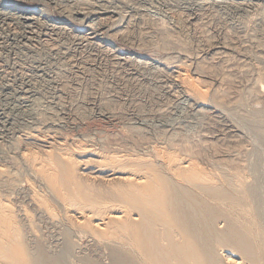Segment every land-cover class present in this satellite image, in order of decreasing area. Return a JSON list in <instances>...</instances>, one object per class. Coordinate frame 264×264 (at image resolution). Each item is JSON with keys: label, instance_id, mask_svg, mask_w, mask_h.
Wrapping results in <instances>:
<instances>
[{"label": "rangeland", "instance_id": "obj_1", "mask_svg": "<svg viewBox=\"0 0 264 264\" xmlns=\"http://www.w3.org/2000/svg\"><path fill=\"white\" fill-rule=\"evenodd\" d=\"M173 1H176V0H173ZM3 2L6 5H13L14 7L23 9V10H25L27 12H32L33 11L32 13L34 14V16L37 15V17H40L41 20L34 21L32 23H29V25H28V23L24 24V22H21V21H17V22L16 21H8V20L7 21L6 20L3 21V19L0 18V105H1L0 106V109H7L6 108L7 102H9L12 99H15V98L18 99V98H21V96H22V98H24V100H28V98L30 99L32 96H34L33 93H35V92H32V91H33V88H35V90H37L38 93H41L40 94L41 95L40 98L38 97V101L36 102L37 105L39 104L37 106V110L39 111L38 113H40L39 114L40 115V117H39L40 119L39 120H49L50 119L49 121H51L53 119L52 121H55L56 124H59L60 123L59 125H60V128L61 129L59 128V132L61 131L60 133L63 134L64 137L69 138L70 140H73L72 142H74V145L75 146L78 145L77 146L78 148L79 147H82V150H84V151H89V149H90V151H91L90 153L92 155H95V157L96 158H99L100 159L99 161L102 162V163L99 162V164L105 165L107 161H108L107 162V164H108L110 161H112V160L114 161V156H115L116 160H117V158L119 160L120 157H121V159H120L121 161H124L125 162V160H127L126 161L127 164L133 166V167H131V169H135L134 163L137 162L138 164L136 163L137 165L135 164V166H138V165L140 166V163L143 162V164L141 163V166L147 165L149 163V166L148 167H150V165L154 163L153 165H151V167H150L151 169H154V170L160 171V172L162 170L164 172V169H163L164 167L163 166H166L165 163L168 164L167 162L173 161V159H174V161H180L182 158H183V160H187V161H189V159H190V161H192V164L195 162L193 164V166L195 165L196 166L195 168L198 169V171H200V172L203 171L201 173H203V175L205 177H207V178L209 177L210 178L209 181L215 186V190H218V189L220 190L221 189L220 190L221 193H222L223 190L225 191V192L223 191L224 193H222L221 195L217 196V195H214L211 192H207V191L201 190L200 188L197 189L194 186H191V185L188 186L189 189L193 191V192L192 191L191 192L193 193V197L195 196L194 197L195 200L201 204V208L204 209L205 211L211 212L212 216H214L217 219L216 220L214 218L212 220V222H211V225L213 224V226L216 228V230L218 232H220V231L222 232L223 230H225L226 231L225 233L228 234V235L231 234V235H229V237H232V239H234L233 242H232L233 245L231 243V245L233 247L231 245H229V244H224V245H220V246H219L218 243H213L212 244L211 252L213 253V258H214L213 261L216 262V263H218V264H221L220 262H222V260H221L222 258L220 259V257H222V254L224 255L227 252H229L232 255L234 253V255H235V256L233 255L234 257L241 258V259L242 258L245 259L244 256H242L243 254L241 252L240 247L237 245V243L239 242V240H237V239H241L242 238V240H243L245 238L246 240L244 239V241L245 242L248 241L247 242L248 245H251L252 246V247L250 246V251L253 252L252 254H254V255H251V258L252 257H254V258H252L253 260L251 258H246V260H244V264H249L250 262H252L251 264H264V260H263L264 259V249H263V247H264V225H262V224H264V200H263L264 199V184H263L264 183V149H263L264 146H262L261 143H259L258 139L254 135H252L253 133L251 131H247L248 129H246V128L243 130L244 126L240 122H237V120L234 119L233 116H231V114H230V111L231 110H233L232 113L233 112H237V113L239 112V114L240 113H243L244 115H247V114L248 115H251L252 113L254 114V113L258 112V109H259V111H262V109L264 110V108H263L264 107V104H263L264 101H259L260 103L259 102L252 103L253 102L252 98L254 97V93H253L252 89L250 88L251 85L249 84V82L246 84V81H242L241 84H237V82L239 81V76H238V74H236L237 72L232 69L233 71L231 70V73L230 72L228 73V70L230 71V69L232 68V64L235 61H238L239 59H241V56L239 54L240 52H238V49H240V48L242 49V46H243L244 49H246L245 52H246V60H247L246 62H247V64L249 63V67L252 64L251 68H248V66H247V70L249 71L248 73H252V71L255 70L253 68H257L258 67L259 62H260V59H261V61L264 60V52L261 53L260 51H258L256 49L258 53L260 52V54L262 56L261 57V56H259L260 54H257V52L256 53L254 52L255 49H253V48H255V47H253V45L251 46V44L249 45V43H246V42H249L248 39H250L249 38V36L251 35L250 32H252V34H253L255 32V30H256V32H262V34H263L262 35V39L264 40V22H263L264 21V18H261V16L264 17V0H261L260 3H259V6L260 5L261 6L259 8L257 6L254 10H252L253 12L251 11L250 14H247V15H244V16L243 15L242 16H239V18L236 17L237 15H234L233 17H231L232 20H231V18L230 19H227V18L224 17L226 19V22H227V20L229 21V22H227V23H229V26H228V28H227V26H225V31L228 33L229 31L232 30L231 32L228 33V34H230L229 36H231V43L233 41L232 47L238 44L236 46V47H238V49L231 48V51H228L229 54H226V58L224 59L225 61H223L224 63L222 62V64H221L216 59L217 61L214 60L212 62L213 63L212 64L211 61H209V58H207V57H209V50H210L208 47H206L208 50H206V48H204V49L201 48L202 51H201V49L199 51V54L198 55H201L200 56L201 58H207L205 60H208V62L207 61H203L202 62V64H203L202 66L203 67L202 66L201 67L203 69H204V67H205V69H207V71L206 70H203V71L210 72V73H213V71H214V73L217 72V73L223 74V75H225V77H226L225 72L227 71V73H228L227 74V77L229 79H231V80H229L227 77L225 78L224 76L221 75L222 76V79H223V82L226 81V83H224V86H223L224 89L223 88L217 89L218 91L216 90V92L213 93V91H211V89H213L214 87L213 88L210 87L211 86V82H208V81H211V80L209 78H206L199 71L198 72H195L194 71V68H192L190 66H189V68H186L188 66H184L186 69L184 67H182L186 71V74L187 73L189 74V75L187 74L189 81L190 82L193 81V83H191V84L194 85V83L196 82V84H195L196 86H194V88L197 87L196 90L199 91L201 94L203 93L205 95V96L204 95H201L202 96L201 98L204 97V100L201 99V100L204 101V102L202 101V103L206 106V108H208L207 109L208 111H205V113L204 112L202 113V115H204V116H202L200 114L199 115H197V114H194L193 115L192 113H190L189 108H187L188 106L186 105L187 103L186 102L184 103L185 100H183L184 99L183 97L178 96V98H179L178 99L177 96H176V97H174V98L172 97V98H170L168 100V98H166L163 95L162 91H161L162 90L161 84L157 82V78L158 77H156V78L154 77V76H157V74L159 76V74H161V70L164 67H166L167 64L169 66V64L172 63L171 62V59L168 56L169 55L168 54V51L169 50L168 49L166 50L167 47H164L163 46V43H162V45H160V44H161V41L162 40H163V42H164V40L166 42L167 39L173 40V39H176V37H171V36L169 37L168 36L167 39H161V37L158 38L159 37V34L161 33L160 31H163V29L166 31L167 28H169L168 29V31H169L171 27H173L174 25L177 24V22H181L180 21V18H178V16L176 15V13L173 10L171 11L170 8L168 9V7H167V9H166V7L165 8L163 7L164 8L163 9V8L157 7L155 9V8L152 7V9H151V8L145 7V12L149 13L148 14L149 16L147 15V13H145V18H147V19H145L144 17L143 18L145 20L144 19H141V18L140 19L143 20V21L149 20V22H151L150 24L149 23L147 24L149 27L150 26L153 27V29L151 27L153 33L151 34L152 36L150 37V36H147V34H145V32H144V31H146V30H144L145 24L143 23L144 24L143 25L144 27L142 25H138V23L141 24V22H140L141 20L139 19L138 22H137V18L131 17L132 14L130 12H132V10H133V9H131V7H133V5L132 4L129 5V2H130L129 0L128 1L127 0H123V1L122 0H71V1L70 0H56V1L55 0H44V1L43 0H39V1L38 0H3ZM137 4L139 5L140 2L139 3L137 2ZM100 5H102L104 7H108L110 5L109 6L110 8H112L114 10L117 9V11H116V15L113 16V19H110V21L108 20L109 22H107V21L104 22L105 25L107 26V28L104 27L102 29L103 32H102V30H100L99 33H97L98 35H96L97 36L96 39L91 41V40H88L87 39V36L88 35H86V33H88V30L85 27V24H88L89 23V25H91V26H94V25L96 26L97 25V21H95V20L94 21H89L86 18H89L91 16L90 14L93 11H96L99 8ZM140 5L144 6L143 4H140ZM62 6H64V8ZM75 6H76V8H75ZM94 7H95V9L96 8L97 9L95 10ZM154 7H155V4H154ZM81 8L83 10H85L86 13H87V15L85 16L86 17L85 19L83 17H84V15L86 13L82 15L83 10H81ZM62 9H63V12H62ZM165 9H166V11L167 10H169V11L166 12ZM142 10H144V8H142ZM117 12H119V13H117ZM38 14H40V15H38ZM81 18L84 19V20H82ZM236 18H238V19H236ZM176 19H179V20L177 21ZM181 19H182V21L184 20L183 17ZM152 20L154 22H152ZM256 20L260 24L257 23ZM173 22H174V24H173ZM93 23H94V25H93ZM128 23H130L131 25L128 24ZM153 23L154 24L156 23L155 25H157V24L159 25L161 23L160 24L161 26L160 25L159 26L162 27L161 28L162 30L160 29V27L158 25L156 27ZM51 24L54 27H52ZM254 24L256 26H254ZM257 24L258 25H261V26L263 24V26H262L263 28L261 26H260L261 29L258 28V25ZM126 25H127L128 28L130 26L131 27L128 29L126 27ZM128 25H130V26H128ZM133 25H134V28H133ZM136 25H138V26H136ZM209 25L213 29V24H209ZM63 26L64 27L67 26L64 29L65 31L63 29L62 30L60 29V27L62 28ZM108 27H111V28H108ZM237 27H238V29H237ZM240 27H241V29H240ZM252 27L254 28V30H253ZM119 28H121V29H119ZM126 28H127V30H126ZM154 28H155V31L156 32L154 31ZM251 28H252V31H251ZM212 29L210 30V32H212ZM234 29L235 30H238V31H235ZM69 30H70V32H69ZM112 30H114V31H112ZM261 30H263V31H261ZM62 31H64L65 33L63 32V34H62ZM107 31L110 32V33H108ZM115 31H116V33H114ZM123 31H124V34H123L124 36L122 34L120 35V32H123ZM242 31L245 32V33H243ZM236 32H238V33L235 34ZM240 33H241L242 36L241 35H238ZM115 34H116V36L117 35L118 36L116 37ZM169 34H170V32H169ZM78 35H80V36H78ZM83 35L86 36V37H84ZM107 35H111L112 37L111 36L110 37L109 36L107 37ZM191 35L192 34L189 33L187 35V38H189V41L188 42H193L191 46H192V48L194 46V49L193 50L195 51V48H196L195 47V45H196L195 37L193 35H192L193 36L192 37ZM235 35H236V37L238 36L237 39H235L236 38ZM243 35H244V38H243ZM128 36H129L130 39L128 38ZM211 36H213L212 39H215L214 37H216L214 35H211ZM79 37H83L84 39L83 38H79ZM190 37H191V39H190ZM216 38L217 39H215V40L217 41L219 38L218 37H216ZM245 38L246 39L248 38L247 39L248 41L247 40H244ZM79 39L81 41H79ZM239 39H241V40H239ZM258 39H260V42L261 43L263 42V45H264V41L261 39V37L258 36ZM203 40H201V41H203ZM93 41L95 42V45H94ZM216 41L212 40L210 42V44H212V43L215 44ZM240 41L241 42L243 41V43H240ZM91 43L95 47L97 46L96 47L97 49L94 48V46L91 45ZM99 44H103V45H99ZM189 44H191V43H189ZM239 45H241V46H239ZM161 46L163 48H161ZM260 46L263 47L261 44H260ZM98 48H100V49H98ZM93 49H95L96 51L93 50ZM161 49H163V50H161ZM247 50H249L250 52L247 51ZM233 54H234V58L232 57ZM119 55H120V57H118ZM204 55H205V57H203ZM227 55H228V57H227ZM110 56H112V57H110ZM166 56L168 57L169 60L168 59H165V58H167ZM193 57H194V54H193ZM257 57H258L259 61H257V63H256V60H258ZM232 59H235V60H232ZM226 60L228 62H230L232 60V63L230 62V64H229L228 62H226ZM251 60H253V61H251ZM141 62L144 63V64H141ZM218 63L221 64L220 65L221 66L220 68H219V64ZM145 64L148 65L149 67L146 66ZM209 64H210V66H212V69H209V68H211L209 66ZM214 64H216L217 66L214 65ZM152 65H154V66H152ZM155 65H156V67H155ZM226 65H230L231 67L226 66ZM127 66H129V67H127ZM213 66H214V68H213ZM222 66L223 67L225 66L226 71L223 70V67ZM145 67L146 68L148 67V68L146 69ZM216 67H218V68H216ZM155 68H156V70H155ZM188 69H190V70H188ZM221 69H222V72L224 71L223 73L220 72ZM208 70H210V71H208ZM155 71H158V72L156 73ZM153 72L156 73V74H153ZM232 72L234 74H232ZM197 73H199L200 75L197 74ZM133 74H135L136 77ZM142 74H143V76H141ZM229 74H230L231 78H230V76H228ZM190 75H192V76L190 77ZM234 75L236 77H238V78H236ZM133 76H134V78H133ZM260 76L262 78L260 77L258 80L263 82L264 81V76L263 75H260ZM200 77L203 78V79L201 80ZM28 78H29V80H28ZM137 78H139V79L136 80ZM234 78H236V79H234ZM232 80H234V81H232ZM198 81H201V83L198 82ZM202 81H205V83L203 82V84H202ZM197 82H198V84H197ZM206 82H207V85H205ZM233 82H235V83H233ZM199 84H202L203 86L202 85H199ZM225 84H227V85H225ZM239 85L241 87H239ZM247 85H248V87H247ZM7 86L9 87L10 93L12 92L10 95L11 96L12 95H15V96L11 97L10 99H7V97H3V94H2L3 88H5ZM205 86H207V87H205ZM208 86L211 89L208 88ZM235 86L237 87L236 89H235ZM59 87H60V89H59ZM198 87L200 88V90H199ZM227 87H229V88L227 89ZM233 87H234V89H233ZM246 87L248 88V92H246L247 91L246 90L247 89ZM225 88H226V90H225ZM231 88L233 89L232 91H230ZM249 88L251 89V91H250ZM226 91H228L229 93L226 92ZM44 92L46 93L45 94L46 96L42 95V94H44ZM157 92H158V94H160L159 96L157 95ZM205 92L208 93V96H206L207 93L205 94ZM210 92L213 93V94H211ZM219 92H221L220 93L221 95L219 94ZM236 92H238V94ZM154 93H156V94H154ZM215 93H216V95H214ZM230 93L232 94V96L233 95L234 96L231 97V94ZM248 93H250V95ZM210 94L212 96V99H211ZM222 94H227V96L228 95L229 96L226 97V95H224L225 97L222 98L221 97ZM235 94L238 95V96H236ZM252 94H253V96H252ZM217 95H220L219 98H218ZM247 95H248V99H247ZM156 96H157V99L160 100L161 102L160 101H157ZM235 96L237 97V99H235L236 98ZM230 97L233 98V99L231 100ZM4 98L6 100H4ZM164 98H166V99H164ZM205 98H206V100H205ZM207 98L208 99L210 98V99L208 100ZM40 99H41V101H40ZM51 99H52V101H51ZM55 99H56V101H55ZM171 99L173 100L172 103H171ZM249 99H250V102L248 101ZM48 100H50V103H49ZM150 100H151V102H150ZM212 100L214 102L216 100V102L213 103ZM237 100H239V101L237 102ZM221 101H223V102H221ZM235 101H236V103H235ZM166 102L167 103L170 102L169 105ZM219 102H220V105L222 107L219 105ZM160 103L161 104L162 103H166L167 106H165V107L166 108L168 107L166 109L167 112H166L165 109L163 110V112H166L167 114L162 112L163 117H166L165 119L162 118V121L156 119L154 116L152 117V115H153L152 114V111ZM221 103H225L226 106H225V104L222 105ZM231 103H233V104H231ZM52 104H53V106H52ZM228 104H231L232 106L231 105L229 106ZM246 104H247V106H246ZM48 105H49V109H48ZM233 105H234V107H233ZM170 106H171V108H169ZM185 106H187V107H185ZM217 106L220 107V108H215ZM210 107H211V109H210ZM228 107L229 108H232V109H230V111L229 110L223 111L224 110L223 108L229 109ZM240 108H241V112H240ZM254 108H255L256 111L254 110ZM43 109L44 110L46 109V111H44ZM237 109H239V110L237 111ZM148 110H149L150 113L147 112ZM209 110H212V111L209 112ZM218 110H219V112H218ZM250 110L252 111V113H251ZM42 111H43L44 114L42 113ZM51 111H52V113H51ZM253 111H255V112H253ZM244 112H247V114L244 113ZM207 113H208V115H207ZM164 114H165V116H164ZM216 114H217V116H216ZM226 114H228V115H226ZM142 115L144 116L143 118H142ZM147 115H148V117H146ZM46 116L48 117V119H47ZM52 116L53 117L55 116V117L53 118ZM207 116L209 117V119H207L208 118ZM42 117H46V118L45 119L44 118L42 119ZM50 117H52V118H50ZM191 118H193V120ZM223 118L224 119H227V120L229 119L228 121H231L232 124L235 127L238 126L237 128H239V130H240V132L242 134V137H244L245 144H244V141L242 140L241 141L242 144L240 143V146L238 148L239 151L237 150L236 147H235L236 148L235 149L233 147V145H230L231 142L234 143V140L233 139H229L228 137H223L224 135H222L220 137L217 136L220 133H222V131L224 130L223 129L224 126H221L223 124L221 122ZM141 119L142 120L145 119V120L141 121ZM196 119H197V121H196ZM199 119H203L204 121L203 120H199ZM145 121H146V123H145ZM213 121L214 122L217 121V122L214 123ZM234 121H235V123H234ZM2 122H3V120L0 118V141H2L1 143H3L5 145L7 143V141L10 142L9 140H11L10 143H12V146L13 147L16 144V150H17V148L23 147L21 143H18L17 144V142H16L17 140L21 142L20 133L14 131L12 129H9L5 125V123L4 122L2 123ZM199 122H202V123L199 124ZM203 122H205V125L201 126V124H204ZM207 123H210L211 125L212 124L213 125L215 124V125L214 126L213 125L210 126V124L207 125ZM235 124H237V125H235ZM238 124H240L241 126L238 125ZM140 125H142V126H140ZM217 125L220 126V127L218 128ZM204 126H206V127H204ZM131 127H133V128H131ZM200 127H202V130L203 129L204 130L202 131ZM207 127H209V129ZM216 128H218L220 130H218ZM130 129H132L134 131H132ZM214 129H216V130H214ZM25 130H27V128H25ZM210 130L212 132L213 131L214 132L212 133ZM131 131H132V133H130ZM215 131H217V133ZM200 132L201 133L203 132L202 133L203 136L200 134ZM117 133H118V135H117ZM223 133H225V132L223 131ZM113 134L115 136H117V137H115ZM123 134L124 135L127 134V138L125 137L126 135L124 136ZM129 134H130V136H129ZM198 134H200V135L198 136ZM204 134H205V136H204ZM215 134H217V135H215ZM14 135L15 136L17 135L16 137H18V138L17 139L14 138L15 137ZM118 136H120L122 138H118ZM114 137L116 138V140L119 139L120 141L119 140L116 141ZM205 137H207V138H205ZM19 138H20V140H19ZM100 138H102L104 141L102 139H100ZM108 138H110V140L112 138V141H110ZM198 138H201V140L202 139H205L204 141H206V142H204V141L201 142V140L198 139ZM218 139H219V141H218ZM14 140H16V141H14ZM108 140H109L110 143L108 142ZM125 140H126V142H125ZM208 140H209L210 143L208 142ZM212 140H214V141L211 142ZM215 140H216V142H215ZM175 141H176V143H175L176 145H174V142ZM195 141L196 142L197 141L198 142L200 141V142L199 143H193V144H191L192 142H195ZM246 141H248V142H246ZM128 142H129L130 145L129 144L127 145ZM135 142L138 145H136ZM178 142L180 143V145H179ZM203 142L205 143V145H207L205 147H209L211 145L212 150H211L210 147L209 148H206L208 150H206L205 148L201 147V146H204V143ZM108 143H109V145H107ZM124 143H126V144H124ZM132 143H134L135 145L133 144L134 145L133 146ZM139 143L142 144V145H140ZM181 143H183V144L185 143V145H183ZM188 143H190V144H188ZM201 143H202V145H201ZM217 143H218V145H217ZM172 144H173V146H172ZM198 144H200L199 145L200 147L198 146ZM212 144H214V145H212ZM227 144H228V146H227ZM190 145H193V146H190ZM196 145H197V148H196ZM219 145L222 146V148ZM136 146H139L140 148H138ZM184 146H186V147L188 146V147L186 148ZM213 146H215L216 148H217V146H219L220 148L218 150V148L216 149ZM226 146H227V148H226ZM177 147L179 148V151L177 150L178 149ZM180 147L181 148L183 147L182 150L183 151L185 150L184 153H183L182 150L180 151ZM189 147H192V149L195 147L192 150L195 153L192 152L191 151V148H189ZM150 148H151V150H150ZM153 148L156 150V152H155V150ZM213 148H215V149H213ZM233 148H234V150H233ZM74 149H75L74 147H71V149L69 147V150H66V152H68V155H69V153L72 154V156L69 155L71 158H73L72 160H75V157L73 155L74 154L73 153V150ZM114 149H116V150H114ZM122 149H124V150H122ZM135 149L137 150V152H136ZM202 149H203V151H201ZM221 149L222 150H225L224 153H227L228 152V153L234 154L239 159L241 158V160H243V163H239V165L240 164L241 165L243 164V165L242 166L241 165L239 166V165L234 164V166H233L232 165L233 162L230 159L229 160H228V158H226L227 160H225V158H223V159L221 158L220 159V157H219L220 156V153L222 155H224V153L221 151ZM227 149H228V151H226ZM240 149H242V151ZM33 150H34V152L35 151L36 152L35 153L32 152V153H34L35 156H38L39 155L37 158L41 160L42 157H43L42 155H41L42 157H40V154L41 153L38 152L37 149H33ZM166 150L168 151V153H167ZM209 150H211V151H209ZM213 150L214 151L216 150L215 151V154H214V152H212ZM6 151L8 152L7 149H6ZM6 151H5V153L7 154ZM69 151H72V152H69ZM149 151L151 152L150 154H149ZM169 151H171L172 153L169 152ZM186 151H188V154H187ZM205 151H207V155L208 156L206 155V152ZM219 151H220V153L218 155L217 152H219ZM230 151H232L234 153H232ZM158 152L159 153L162 152L163 155H161L162 153L161 154H156ZM175 152L176 153L178 152V153L176 154ZM209 152H210V154L211 153L212 154L210 155ZM189 153H190V155H189ZM192 153H194V154L192 155ZM199 153H200V156H199L200 158L198 157ZM201 153L204 154V155H202ZM8 154H11V153H8ZM36 154H38V155H36ZM100 154H102V156ZM108 155L109 156L112 155V157L111 156H110L111 158L110 157H107ZM117 155H119V156L121 155V156L119 157ZM139 155H141V156H139ZM154 155H155V157H154ZM164 155H166V156L168 155L167 158H166V156L165 157H162ZM178 155L180 156V158H179ZM181 155H182V158H181ZM209 155H210V159L208 158ZM212 155L214 157H212ZM103 156H104V158H106V160L108 158L109 159L107 161H104L105 159H103ZM143 156H144V158L141 159ZM173 156H174V158H173ZM215 156H217V157H215ZM259 156H260V158H259ZM129 157H131V158H129ZM184 157L186 159H184ZM71 158H70L69 164H67V165L64 164V166L66 168H64V166L62 164L64 161H66V157H65L64 161L60 162V160L58 159L59 161L56 160V161H54L50 165V166L53 165L52 166V170L53 171L55 170V172H57L56 173L57 174V177H59V176H61L63 174L61 177H59L60 179H58L59 181L60 180H63L62 182L60 181L61 183H58L59 185L57 184V186H56L55 185L56 183L55 184L54 183H48L47 185H45L47 188H51L50 190L49 189L48 190L49 191H52L53 193L48 192L47 189H46V187H44V185L42 186V183L43 182H41L38 179L39 176L38 177H31L29 175V173H26L27 172L26 171L27 169L20 162H18L19 160L17 161L18 162L17 165H16L17 162L14 161L15 162L14 164L16 165V166L15 165L14 166L17 167L18 169L15 168V167H10L8 162H3V161L0 160V165H3L6 168L5 169L6 171L8 170L7 169L8 167L10 168V172H9V170L7 171V172H9V175H8L7 172H5L6 175L9 176V178L15 176L12 179L10 178L12 180V182H15V183H13L14 186L13 187L10 186V188H9L10 191L8 190L9 193L8 192L7 193L6 192L3 193V191H2L3 194L0 193V195H1L0 199L1 200L2 199L4 200L6 198L10 202L9 203L7 200H4V202H6L7 204H9L10 208L13 207V209H11L12 210L11 213H13L14 216L12 214L11 215H12L13 218L15 216L17 217V218H14V219L12 218L13 221H15V223H16V227L19 228L18 226L21 227V225H22L23 228L21 227L19 229L22 231L23 234L26 233L25 234L26 236L23 235L22 233H20V235H23V236H21L20 239L22 240V238H23V240L25 241L24 242L23 240L22 241L20 240V242H22L24 244L26 243V246L27 245L29 246V247L27 246L29 248V250H32L33 252L36 251V253L41 254V256L43 255L42 256V258H44L43 261H45V263H48V264H51V261L54 260V258H56L57 255H60V254H63V253H67V254H65V257H64L65 264H83V263L84 264H141V263L142 264H147L144 260H142L143 258L141 256H143V255L136 249V247L133 244V236H132V233L130 232V230L133 229L132 226L129 229V222L133 218V215H135V212L133 214L132 209L130 208V206L128 204L125 205V203H121L120 201H117L118 202L117 203L116 200H113L114 199V197H113L114 195L112 196L111 194H113V191L114 190H117L116 187H113L112 186L113 187L112 188L111 186H108L109 187L108 188L107 185L106 186H101L100 185L101 186L100 187L97 184H95V185L92 186L91 184H93V183H90V182L87 183L86 181L83 182V179L82 178H79L78 175L76 174L77 172L75 173V171H76L75 170L76 160L75 161H72ZM88 158L91 159V160L88 159L89 162H88L87 166L96 165V164H94V162H92V160L94 158L93 156H89ZM137 159L140 160V163H139V160H137ZM146 159L148 161H144ZM199 159H203L204 161H201ZM257 159H258V161H257ZM43 160L44 159H42L41 161H43ZM94 160H95V158H94ZM220 160L221 161L223 160L222 161L223 164L221 163ZM241 160H240V162H241ZM211 161L213 163H211ZM218 161H219V163H218ZM226 161H228V163H229V161H231L232 164L229 163V165H230V167H233V168L228 167L229 165H228V163L226 164ZM38 162L40 163L39 160H38ZM55 162H56V164L57 163L58 164L61 163V167L63 166L64 169H67L69 171L68 172L69 173V178H68V176H66V173H67L66 171H64V173H63V168L61 170L60 165L58 166V164H57V168L59 167L60 169H57L55 167V165H54ZM130 162L133 163V164H131ZM161 162L164 165H162ZM208 162H209V165L207 164ZM216 162L218 164H216ZM257 162H258V164H257ZM70 163H71V165H70ZM89 163L92 164V165H90ZM214 163L216 164V166H215ZM19 164H21L22 169H20L21 166ZM72 164L75 165V166L72 167ZM203 164H205V165H203ZM154 165H155V167L157 169H159V167H160V169L157 170L154 167ZM236 167H237V169H236ZM221 168H222V170H226V171H222ZM234 168L236 169L235 171H234ZM76 169H77V167H76ZM218 169H220L221 171L220 170L218 171ZM227 169H228V171H227ZM253 169H255V170H253ZM58 170H60V172H59L60 174H58ZM237 170H239V172ZM73 171H74V173H72ZM204 171H205L206 174H204ZM223 172H224V174H222ZM12 173H14V174H12ZM214 173H216V174H214ZM229 173L231 175H229ZM235 173H238V174L240 173L241 176H240V174L238 176ZM26 174H27V176H24ZM207 174H209V176ZM218 174H219V177H218ZM224 175L227 178V180L230 179L232 181V183H231L230 180H228V181L225 180L226 178H224ZM233 175H235V176H233ZM76 176H77V178H76ZM227 176L228 177L230 176V178H228ZM1 177H3V175H0V179H1ZM27 177H29V179ZM232 177H234V178H232ZM261 177H262V179H261ZM17 178L20 179V180H18ZM25 178H27V179H25ZM220 178H222V179H220ZM242 178H244V180H242ZM15 179H17L19 182L17 180H15ZM77 179H79V180H77ZM80 179H81V184H80V182L78 183V181H80ZM234 179H236V180H234ZM66 180H70V181L66 182ZM239 180H240V182H239ZM64 181H65V183H63ZM243 181L245 182L244 184H243ZM247 181H248V184H247ZM16 182H18V183H16ZM70 182H71V184L73 183L72 186H70L71 185ZM76 182L78 183L77 185H76ZM68 183L70 185H66ZM86 183H87V185H86ZM218 183L219 184L225 183V184H223V186L222 185L220 186ZM226 183H227V185H226ZM235 183H237V184H235ZM15 184H17L18 187ZM60 184H61V186H60ZM79 184L82 185L80 187H82V189H84V191L83 190H80ZM232 184L235 185V187H234L235 190L233 189V185ZM256 184H257V186H256ZM53 185H55V187ZM241 185L243 186V188L241 187ZM58 186H59V188L61 187V189H59ZM90 186H92V187H90ZM230 186H232V188ZM245 186L247 188L248 187L256 188L255 189L256 192H257L256 194L258 195V198L260 199V201L262 200L261 201L262 202L261 203L262 204V208H260L259 211H256V209L254 210V207L252 205L253 203H252V200L250 199L251 196H249L250 193H248L249 192L248 190H251V188H248L247 189ZM66 187L70 188V189H68V192L71 193V194L66 193L67 192ZM71 187H72V192H71ZM94 187L96 189H98V191L95 189L96 193L94 191ZM104 187H105V190H104ZM224 187L227 190H225ZM33 188H35L36 190L35 189L33 190ZM55 188H57V189H55ZM91 188H92V191L94 193L93 195L95 197L97 196L96 198L90 197L91 199L93 198L92 201L95 199V202H96L95 205L96 206H98L99 203H101V202H103V203H107L108 202L107 203V206H108L107 209H110V206H111V208L112 207L113 208L115 207V209H118L119 208V210L121 209L123 211L124 218H126V219H124L125 220L124 223H126V226H124V225H122V226L126 230L122 229L125 232L124 231H120V232L118 231L117 233L119 235L117 233H115L114 235L117 238L113 234L111 235L109 233H104V232H100V233L97 232V233H98V235L100 234L101 236L103 235V236H106V237H103V236L101 237L100 235L98 236L97 233H95L96 231L93 232V230H92V232H93L92 233L91 232V228L89 230V225H87V224H86L87 226L85 225L87 229L84 228V226H81L80 227V225L76 224V221H75V218H74L75 216L74 217L71 216L72 209L73 210H78V209H81V208L83 209V206H84L85 207L84 209H86V207H87V211H88V209L91 208V206L88 205L87 203H84V200L81 199L82 197L79 196L81 194L79 191H83L85 193L86 192L85 190H87V193H85V194H87L86 196H92V193L90 191ZM88 189H90V190H88ZM107 189H110L111 191H109ZM236 189H237V191H236ZM243 189L245 190V192H244ZM55 190H56V193H55ZM99 190L101 192H99ZM103 190L106 192V194H104V191ZM34 191H36V193L38 192L37 195H36V193ZM42 191H44V192H42ZM61 191H63V193ZM0 192H1V189H0ZM76 192L78 193V199H76V197H77ZM102 192H103L104 195L103 194L101 195ZM32 193L35 195L34 198L35 199H39V200H36V202L34 201L35 200L34 198H33V200H31V195L30 194H32ZM42 193L44 194V197H43ZM89 193H90V195H88ZM208 193H209V195H208ZM246 193H248V194H246ZM4 194H6V195H4ZM64 194L66 195V197H67L68 194L69 195H72L73 197L76 195L75 198H74L75 199V202H76V200H77V202L78 201L81 202L80 204L78 202V206L81 205L80 208L77 207V202L75 203V205L72 204V206H70L68 208L69 215L70 216H68V213L67 212H64L63 209H60L59 207H56L58 205L54 204V203H56L57 200H59V201L64 200L66 202V205H68V206L71 205V203L69 201L67 203V201L65 199L66 197H65ZM53 195L54 196L56 195L55 197L57 199H55V197H53L54 198L53 199L52 198ZM98 195H99V197H98ZM108 195H109V197H110L111 200H109ZM40 196H42L41 197V200H40ZM104 196H106L108 200L106 199V197L104 198ZM200 196H202V197H200ZM216 196L219 197V198H217ZM37 197H39V198H37ZM111 197H113V198H111ZM46 198L48 199V201H47ZM201 198H203V200ZM79 199H81V200H79ZM96 199H98V201ZM219 199L220 200L222 199V200L220 201ZM45 200L49 203V206H47L48 203ZM82 200H83V202H82ZM99 200H101V202H99ZM37 201H39V204H42V205L39 206V204H38ZM113 201H115V202L113 203ZM206 201H208L209 204ZM110 203H112V204H110ZM119 203L121 205L122 204H124V205L121 206ZM22 204L24 205L25 208L23 207ZM43 204H44V206H43ZM85 204H86V206H85ZM116 204H117V206H116ZM210 204H211V206H210ZM103 205H102V207H104V206L107 207L106 205H104V206ZM41 206H42V208H41L42 211L40 210V207ZM100 206H101V204H100ZM100 206H98L100 208V210L101 209L103 211H104V209L106 210L105 207L102 208ZM125 206H128V207H125ZM45 207H46V209L48 207L47 210L49 212L45 211L46 210V209H44ZM124 207H125V209H123ZM206 207H207V209H206ZM211 207H213L214 209L213 208L211 209ZM128 208H130L131 210H129ZM261 209H263V210H261ZM28 210H29V212H28ZM43 210L45 212H47V213H45ZM90 210H92V208ZM50 211L51 212L54 211V212L51 213ZM215 211H217V212H215ZM260 212H262V213H260ZM60 213H61V215H60ZM63 213L65 215L67 214L66 215L67 217L65 215L63 216ZM26 214L28 216H26ZM52 215L54 217H52ZM56 215H58V216H56ZM101 216H103V213H102ZM260 216H262V217H260ZM63 217L65 219H68V218L69 219L67 221H65V219ZM54 218H56V219H54ZM16 219H18V220H16ZM70 219H71V221H70L71 224L69 223V220ZM28 220H30L32 222H30L28 224V222H29ZM214 220H216V221H214ZM17 221H18V223L20 221V223L18 224ZM213 221H214V223H213ZM235 222H237V223H235ZM23 223L25 225H23ZM223 223H224V225H223ZM17 224H18V226H17ZM63 224H64V226H63ZM72 224H75V226L72 225ZM67 225H69L70 227L72 226V227L69 228V226H67ZM76 225L79 226V227H77ZM31 226H32V228H31ZM33 227H35V228L33 229ZM66 227H67V229H65ZM82 227H83V229H81ZM67 230H68V232H66ZM70 230H74V232L73 231H70ZM80 230H83V233ZM84 230L87 231V232L84 233ZM34 231H36V232H34ZM227 231L229 233H227ZM230 231L232 233H230ZM88 232H90V233H88ZM238 232L239 233L241 232V233L239 234ZM69 233L72 234V235L70 236ZM101 233H103V234H101ZM233 233H234V235H233ZM235 233H237V234H235ZM124 234L126 235L125 237H124ZM128 234L132 236V239H131V237ZM120 235L123 237V239L127 238L128 239V242H127L126 239L125 240L121 239V242L122 243L120 241H118L120 239V237H121ZM241 236H243V237H241ZM128 237H130V239ZM130 241H131V244L129 245ZM230 241H232L231 238H230ZM261 242H263V243H261ZM216 244H218V245L216 246ZM34 245H35V247H34ZM228 247H230V248H228ZM217 248L219 250H217ZM251 249H253V251ZM67 250L69 252H67ZM70 253H71V255H70ZM218 253H219L220 256L218 255ZM239 254H241V255H239ZM248 259H249V263L247 261ZM86 261L88 263H86Z\"/></svg>", "mask_w": 264, "mask_h": 264}, {"label": "bare ground", "instance_id": "obj_2", "mask_svg": "<svg viewBox=\"0 0 264 264\" xmlns=\"http://www.w3.org/2000/svg\"><path fill=\"white\" fill-rule=\"evenodd\" d=\"M39 1V0H38ZM44 1V0H43ZM56 1V0H55ZM71 1V0H70ZM123 1V0H122ZM128 1V0H127ZM130 2H129V5L130 4H132L133 5V7H131V9H133L132 10V12H130L132 15H131V17H134V18H137V22H138V20L141 18V19H144L145 18V13H147V12H145V7H148V8H151L152 9V7L153 8H157V7H159V8H165L166 7V9H167V7H168V9L170 8L171 9V11L173 10L175 13H176V15L178 16V18H180V21L181 22H177V24L176 25H174L173 27H171L170 25V30L168 31V29L169 28H167L166 29V31L163 29V31H160L161 33L159 34V37L158 38H160L161 37V39H167L168 38V36L170 37H176V39H173V40H170V39H167L166 40V42H165V40H164V42H163V40L161 41V44L160 45H162V43H163V46L164 47H167L166 48V50L168 49L169 51H168V56H169V58L171 59V64H169V66H168V64H167V66L166 67H164L162 70H161V74H159V76H158V74H157V76H154L155 78L156 77H158L157 78V82L158 83H160L161 84V87H162V93H163V95L166 97V98H168V100L170 99V98H174V97H176L177 96V98H178V96H180V97H183L182 99L183 100H185L184 101V103L186 102L187 104V106H185V107H187V108H189V111H190V113H192L193 115L194 114H197V115H202V113L204 112L205 113V111H208L207 109L208 108H206V106L202 103V101L204 100V97L203 98H201L202 96L201 95H204L203 93L201 94L199 91H197L196 90V88H194V86H196L195 84H196V82L194 83V85H192L191 83H193V81L192 82H190L189 81V79H188V75L186 74V71L184 70V66H188V67H186V68H189V66L190 67H192V68H194V71L195 72H201V74H203L206 78H209L211 81H208V82H211V88H213V89H211L209 86H208V88H210L211 89V91H213V93L214 92H216V90L217 89H220V88H223V86H224V83H226V81L225 82H223V79H222V76H224L225 77V75H223V74H220V73H217L216 71V73H214V71H213V73H210V72H206L207 71V69H205V67H204V69L202 68L203 66V64H202V62L203 61H207L208 62V60H205V59H207V58H209V61H211V63L214 61V60H218V62H220L221 64H222V62L223 61H225L224 59L226 58V54H229L228 53V51H231V48H233V49H238V47H236L237 45H235V46H233L232 47V43H233V41H232V43H231V36H229L230 34H228L229 32H231V31H229L228 33L225 31V26H227V28H228V26H229V23H227V22H229L228 20H227V22H226V19L225 18H227V19H230L231 17H233L234 15H237L236 17H238L239 18V16H244V15H247V14H250L251 13V11L252 10H254L257 6H258V8L261 6H259V3H260V1L261 0H176V1H173V0H129ZM54 2V1H53ZM65 2V1H64ZM68 2V1H67ZM82 2V1H81ZM137 2L139 3L140 2V4H143L144 6H142V5H138L137 4ZM87 3V2H86ZM101 4V3H100ZM105 4V3H104ZM128 4V3H127ZM154 4H155V7H154ZM131 5V6H132ZM98 6V5H97ZM110 6V5H109ZM104 7V6H102V5H100L99 6V8L96 10L95 9V7H94V9L96 10V11H93L90 15V17L89 18H86L85 16L87 15V13H86V11L85 10H83L82 8H81V10H83V12H82V15L83 14H85L84 15V19L86 18L87 20H89V21H97V25L95 26L94 25V23H93V25L94 26H91V25H89V23L88 24H85V27L87 28V30H88V33H86V35H88L87 36V39L88 40H95L96 39V35H98L97 33H99V31L100 30H102L104 27H106L107 28V26L105 25V23L104 22H109L110 21V19H113V16L114 15H116V11H117V9L116 10H114V9H112V8H110V7ZM63 8H64V6H62ZM68 7V6H67ZM78 7V6H77ZM112 7V6H111ZM75 8H76V6H75ZM119 8V7H118ZM130 8V7H129ZM142 8H144V10H142ZM163 8V9H164ZM93 9V10H94ZM127 9V8H126ZM147 9V8H146ZM150 9V10H151ZM166 9H165V11H166ZM80 10V9H79ZM92 10V9H91ZM148 10V9H147ZM257 10V9H256ZM121 11V10H120ZM127 11V10H126ZM161 11V10H160ZM167 11H169V10H167ZM166 11V12H167ZM33 12V11H32ZM32 12H27V11H25V10H23V9H20V8H17V7H14L13 5H6V4H4V2H3V0H0V18L1 19H3V21H21V22H24V24H26V23H28V25H29V23H32V22H34V21H39V20H41V18L40 17H37V15L36 16H34V14L32 13ZM62 12H63V9H62ZM151 12V11H150ZM163 12V11H162ZM253 12V11H252ZM257 12V11H256ZM260 12V11H259ZM68 13V12H67ZM117 13H119V12H117ZM152 13V12H151ZM165 13V12H164ZM172 13V12H171ZM170 13V14H171ZM64 14V13H63ZM77 14V13H76ZM149 13H147V15H148ZM253 14V13H252ZM260 14V13H259ZM38 15H40V14H38ZM80 15V14H79ZM77 16V15H76ZM149 16V15H148ZM144 17V18H143ZM152 17V16H151ZM175 17V16H174ZM183 17V21H182V18ZM222 17V18H221ZM225 17V18H224ZM115 18V17H114ZM133 18V19H134ZM159 18V17H158ZM171 18V17H170ZM238 18H236V19H238ZM261 18H264V17H262L261 16ZM82 19V18H81ZM84 19H82V20H84ZM132 19V18H131ZM130 19V20H131ZM140 19V20H141ZM145 19H147V18H145ZM144 19V20H145ZM150 19V18H149ZM222 19V20H221ZM234 19V18H233ZM48 20V19H47ZM109 20V21H108ZM135 20V19H134ZM156 20V19H155ZM177 21L179 20V19H176ZM231 20H232V18H231ZM243 20V19H242ZM245 20V19H244ZM160 21V20H159ZM223 21V22H222ZM234 21V20H233ZM257 21V20H256ZM262 21V20H261ZM44 22V21H43ZM88 22V21H87ZM141 22V24H139L138 23V25H144L145 24V27H144V30H146V31H144L145 32V34H147V36H152L151 34L153 33L152 32V29H153V27L152 26H148L147 24L149 23H151V22H149V20H146V21H143V20H141L140 21ZM152 22H154L153 20H152ZM158 22V21H157ZM232 22V21H231ZM230 22V23H231ZM264 22V21H263ZM262 22V23H263ZM10 23V22H9ZM36 23V22H35ZM45 23V22H44ZM131 23V22H130ZM130 23H128V24H130ZM136 23V22H135ZM144 23V24H143ZM244 23V22H243ZM257 23H259L258 21H257ZM37 24V23H36ZM91 24V23H90ZM132 24V23H131ZM130 24V25H131ZM154 24V23H153ZM156 24V23H155ZM154 24V25H155ZM161 24V23H160ZM159 24V25H160ZM170 24V23H169ZM173 24H174V22H173ZM209 24H213V29H212V27L209 25ZM240 24V23H239ZM260 24V23H259ZM43 25V24H42ZM52 25V24H51ZM109 25V24H108ZM130 25H128V26H130ZM138 25H136V26H138ZM158 25V24H157ZM157 25H155L156 27H157ZM158 25V26H159ZM167 25V24H166ZM172 25V24H171ZM234 25V24H233ZM246 25V24H245ZM258 25V24H257ZM7 26V25H6ZM27 26V25H26ZM39 26V25H38ZM45 26V25H44ZM50 26V25H49ZM62 26V25H61ZM135 26V27H136ZM154 26V27H155ZM161 26V25H160ZM159 26V27H160ZM168 26V25H167ZM231 26V25H230ZM240 26V25H239ZM254 26H256L255 24H254ZM260 26L261 25H258V28H260ZM262 26H263V24H262ZM261 26V27H262ZM29 27V26H28ZM27 27V28H28ZM31 27V26H30ZM33 27V26H32ZM47 27V26H46ZM52 27H54L53 25H52ZM59 27V26H58ZM67 27V26H66ZM66 27H60V29L62 30H64ZM84 27V26H83ZM126 27H127V25H126ZM131 27V26H130ZM129 27V28H130ZM151 27H152V29H151ZM48 28V27H47ZM46 28V29H47ZM85 28V29H86ZM108 28H111V27H108ZM128 28V27H127ZM127 28H126V30H127ZM128 28V29H129ZM133 28H134V25H133ZM137 28V27H136ZM162 27H160V29H161ZM253 28V27H252ZM252 28H251V31H252ZM257 28V29H258ZM263 28V27H262ZM20 29V28H19ZM57 29V28H56ZM119 29H121V28H119ZM124 29V28H123ZM159 29V30H160ZM212 29V32H210V30ZM237 29H238V27H237ZM240 29H241V27H240ZM243 29V28H242ZM256 29V28H255ZM261 29V28H260ZM37 30V29H36ZM49 30V29H48ZM60 30V31H61ZM67 30V29H66ZM84 30V29H83ZM108 30V29H107ZM125 30V31H126ZM162 30V29H161ZM230 30V29H229ZM235 30V29H234ZM253 30H254V28H253ZM55 31V30H54ZM65 31V30H64ZM64 31H62V34H63V32ZM86 31V30H85ZM110 31V30H109ZM112 31H114V30H112ZM111 31V32H112ZM120 31V30H119ZM131 31V30H130ZM154 31H155V28H154ZM165 31V32H164ZM235 31H238V30H235ZM261 31H263V30H261ZM67 32V31H66ZM69 32H70V30H69ZM102 32H103V30H102ZM108 32V31H107ZM128 32V31H127ZM143 32V33H144ZM156 32V31H155ZM164 32V33H163ZM169 32H170V34H169ZM191 33L194 37H195V42H196V45H195V51L193 50L194 49V46H193V48H192V43L193 42H188L189 41V38H187V35L189 34V33ZM243 32V31H242ZM65 33V32H64ZM108 33H110V32H108ZM107 33V34H108ZM114 33H116V31L114 32ZM140 33V32H139ZM159 33V32H158ZM238 32H236L235 34H237ZM243 33H245V32H243ZM251 33V35L249 36V38L250 39H248L249 40V42H246V43H249V45L251 44V46L253 45V47H255V48H253V49H257L258 51H260L261 53H263L264 52V45H263V42L261 43L260 42V39H258V36L259 37H261V39H262V32H256V30H255V32L252 34V32H250ZM106 34V33H105ZM104 34V35H105ZM123 35L124 34V31L123 32H120V35ZM129 34V33H128ZM155 34V33H154ZM217 34V35H216ZM234 34V33H233ZM82 35V34H81ZM127 35V34H126ZM191 35V36H192ZM210 35V36H209ZM211 35H214V36H216V37H218L219 39L216 41L215 39H217L216 37H214L215 39H212L213 38V36H211ZM238 35H241V33L240 34H238ZM246 35V34H245ZM63 36V35H62ZM78 36H80V35H78ZM84 36V35H83ZM110 37L111 35H107V37ZM115 36H116V34H115ZM118 36V35H117ZM116 36V37H117ZM124 36V35H123ZM141 36V35H140ZM192 36V37H193ZM233 36V35H232ZM242 36V35H241ZM240 36V37H241ZM84 37H86V36H84ZM100 37V36H99ZM112 37V36H111ZM115 37V38H116ZM155 37V36H154ZM189 37V36H188ZM235 37H236V35H235ZM238 37V36H237ZM237 37L235 38V39H237ZM239 37V38H240ZM79 38H83V37H79ZM123 38V37H122ZM128 38H129V36H128ZM149 38V37H148ZM211 38V39H210ZM243 38H244V35H243ZM84 39V38H83ZM82 39V40H83ZM103 39V38H102ZM105 39V38H104ZM130 39V38H129ZM128 39V40H129ZM190 39H191V37H190ZM204 39V40H203ZM246 38L244 39V40H247ZM87 40V41H88ZM201 40H203V41H201ZM212 40H214V41H216V43L215 44H210V42L212 41ZM239 40H241V39H239ZM238 40V41H239ZM243 40V39H242ZM247 40V41H248ZM263 40V39H262ZM74 41V40H73ZM79 41H81L80 39H79ZM98 41V40H97ZM106 41V40H105ZM126 41V40H125ZM191 41V40H190ZM264 41V40H263ZM108 42V41H107ZM131 42V41H130ZM158 42V41H157ZM26 43V42H25ZM84 43V42H83ZM88 43V42H87ZM93 43H94V45H95V42L93 41ZM98 43V42H97ZM101 43V42H100ZM189 43H191V44H189ZM238 43V42H237ZM240 43H243V41L241 42L240 41ZM263 46V47H261L260 46V44ZM86 44V43H85ZM158 44V43H157ZM210 44V45H209ZM91 45H93L92 43H91ZM93 45V46H94ZM99 45H103V44H99ZM138 45V44H137ZM142 45V44H141ZM234 45V44H233ZM89 46V45H88ZM110 46V45H109ZM143 46V45H142ZM151 46V45H150ZM149 46V47H150ZM239 46H241V45H239ZM87 47V46H86ZM91 47V46H90ZM97 47V46H96ZM95 46H94V48H96ZM145 47V46H144ZM155 47V46H154ZM206 47H208L210 50H209V57H207V58H201L200 56L201 55H198L199 54V51H200V49L202 48V49H204V48H206ZM250 47V46H249ZM93 48V47H92ZM111 48V47H110ZM161 48H163L162 46H161ZM240 48V47H239ZM10 49V48H9ZM97 49V48H96ZM98 49H100V48H98ZM107 49V48H106ZM165 49V48H164ZM202 49H201V51H202ZM93 50H95V49H93ZM115 50V49H114ZM161 50H163V49H161ZM206 50H208L207 48H206ZM245 50L246 49H244L243 48V46H242V49L240 48V49H238V52H240L239 54H240V56H241V59H237L238 61H235L233 64H232V68L230 69V71L228 70V73L230 72L231 73V70L233 69L234 71H236L235 73L236 74H238V76H239V81L237 82V84H241V82L242 81H246V84L249 82V84L252 86H250V88L252 89V91H253V93H254V97L252 98V100H253V102L252 103H254V102H259V101H264V81L262 82V81H259L258 79L261 77L260 75H263L264 76V60H262L261 61V59H260V62H259V65H258V67L257 68H253V69H255V70H253L252 71V73H248L249 71L247 70V66H248V68H251V66H252V64H251V66L249 67V63L247 64V60H246V52H245ZM254 50V52L256 53L257 52V50L255 51ZM64 51V50H63ZM96 51V50H95ZM116 51V50H115ZM119 51V50H118ZM165 51V50H164ZM247 51H249V50H247ZM120 52V51H119ZM250 52V51H249ZM260 52L258 53L257 52V54H260ZM101 53V52H100ZM107 53V52H106ZM110 53V52H109ZM118 53V52H117ZM123 53V52H122ZM202 53V52H201ZM200 53V54H201ZM253 53V52H252ZM69 54V53H68ZM115 54V53H114ZM193 54H194V57H193ZM207 54V53H206ZM250 54V53H249ZM256 54V55H257ZM109 55V54H108ZM254 55V54H253ZM230 56V55H229ZM239 56V57H240ZM259 56H261V54L259 55ZM54 57V56H53ZM58 57V56H57ZM110 57H112V56H110ZM114 57V56H113ZM118 57H120V55L118 56ZM167 57V56H166ZM203 57H205V55L203 56ZM227 57H228V55H227ZM233 58H234V54H233V56H232ZM254 57V56H253ZM256 57V56H255ZM262 57V56H261ZM109 58V57H108ZM124 58V57H123ZM230 58V57H229ZM251 58V57H250ZM260 58V57H259ZM110 59V58H109ZM112 59V58H111ZM126 59V58H125ZM165 59H168V57L167 58H165ZM228 59V58H227ZM257 59H258V57H257ZM263 59V58H262ZM117 60V59H116ZM156 60V59H155ZM169 60V59H168ZM216 60V61H217ZM232 60H235V59H232ZM232 60L230 61L231 63H232ZM250 60V59H249ZM256 60V59H255ZM129 61V60H128ZM166 61V60H165ZM215 61V62H216ZM251 61H253V60H251ZM257 61H259V59L258 60H256V63H257ZM122 62V61H121ZM145 62V61H144ZM226 62H228L227 60H226ZM230 62H228L229 64H230ZM250 62V61H249ZM146 63V62H145ZM151 63V62H150ZM170 63V62H169ZM210 63V64H211ZM224 63V62H223ZM227 63V64H228ZM116 64V63H115ZM124 64V63H123ZM141 64H144V63H142L141 62ZM152 64V63H151ZM157 64V63H156ZM160 64V63H159ZM208 64V63H207ZM210 64H209V66H210ZM213 64V63H212ZM219 64V63H218ZM221 64H219V68L221 67L220 65ZM126 65V64H125ZM146 65V64H145ZM214 65H216V64H214ZM115 66V65H114ZM146 66H148V65H146ZM152 66H154V65H152ZM162 66V65H161ZM202 66V67H201ZM217 66V65H216ZM226 66H229V67H231L230 65H226ZM40 67V66H39ZM118 67V66H117ZM124 67V66H123ZM127 67H129V66H127ZM131 67V66H130ZM139 67V66H138ZM141 67V66H140ZM144 67V66H143ZM149 67V66H148ZM147 67V68H148ZM151 67V66H150ZM155 67H156V65H155ZM158 67V66H157ZM160 67V66H159ZM182 67H184V68H182ZM211 68H209V69H212V66H210ZM223 67V66H222ZM228 67V68H229ZM120 68V67H119ZM146 68V67H145ZM146 68V69H147ZM185 68V69H186ZM202 68V69H201ZM213 68H214V66H213ZM216 68H218V67H216ZM41 69V68H40ZM126 69V68H125ZM139 69V68H138ZM144 69V68H143ZM142 69V70H143ZM158 69V68H157ZM131 70V69H130ZM134 70V69H133ZM155 70H156V68H155ZM188 70H190V69H188ZM203 70H206V71H203ZM220 70V69H219ZM223 70H225L226 71V69H225V66L223 67ZM232 70V71H233ZM39 71V70H38ZM43 71V70H42ZM120 71V70H119ZM132 71V70H131ZM139 71V70H138ZM150 71V70H149ZM208 71H210V70H208ZM156 73L158 72V71H155ZM206 72V73H205ZM212 72V71H211ZM219 72V71H218ZM220 72H222V69H221V71ZM224 72V71H223ZM222 72V73H223ZM40 73V72H39ZM118 73V72H117ZM133 73V72H132ZM137 73V72H136ZM145 73V72H144ZM143 73V74H144ZM151 73V72H150ZM156 73H154L153 72V74H156ZM193 73V72H192ZM227 71L225 72V74H226V77H227ZM54 74V73H53ZM130 74V73H129ZM143 74L141 75V76H143ZM149 74V73H148ZM194 74V73H193ZM197 74H199V73H197ZM232 74H234L233 72H232ZM235 74V75H236ZM133 75H135V74H133ZM147 75V74H146ZM196 75V74H195ZM194 75V76H195ZM200 75V74H199ZM222 75V76H221ZM234 75V76H235ZM41 76V75H40ZM150 76V75H149ZM192 75H190V77H191ZM198 76V75H197ZM196 76V77H197ZM228 76H230V74L228 75ZM233 76V77H234ZM135 77H136V75H135ZM147 77V76H146ZM225 77V78H226ZM232 77V78H233ZM236 77V76H235ZM133 78H134V76H133ZM153 78V77H152ZM201 78V77H200ZM228 78V77H227ZM230 78H231V76H230ZM236 78H238V77H236ZM236 78H234V79H236ZM262 78V77H261ZM139 78H137L136 80H138ZM192 79V78H191ZM190 79V80H191ZM196 79V78H195ZM203 78H201V80H202ZM229 79V78H228ZM28 80H29V78H28ZM38 80V79H37ZM206 80V79H205ZM229 80H231V79H229ZM238 80V79H237ZM102 81V80H101ZM228 81V80H227ZM232 81H234V80H232ZM236 81V80H235ZM198 82H200L201 83V81H198ZM198 82H197V84H198ZM203 82L205 83V81H202V84H203ZM27 83V82H26ZM25 83V84H26ZM231 83V82H230ZM233 83H235V82H233ZM244 83V82H243ZM7 84V83H6ZM31 84V83H30ZM33 84V83H32ZM40 84V83H39ZM61 84V83H60ZM202 84H199V85H202ZM209 84V83H208ZM47 85V84H46ZM62 85V84H61ZM100 85V84H99ZM205 85H207V82H206V84ZM225 85H227V84H225ZM231 85V84H230ZM233 85V84H232ZM235 85V84H234ZM243 85V84H242ZM245 85V84H244ZM5 86V85H4ZM152 86V85H151ZM160 86V85H159ZM198 86V85H197ZM203 86V85H202ZM201 86V87H202ZM27 87V86H26ZM65 87V86H64ZM63 87V88H64ZM200 87V86H199ZM198 87V88H199ZM205 87H207V86H205ZM239 87H241L240 85H239ZM247 87H248V85H247ZM246 87V88H247ZM18 88V87H17ZM46 88V87H45ZM67 88V87H66ZM160 88V87H159ZM229 87H227V89H228ZM237 87L235 86V89H236ZM249 88V89H250ZM59 89H60V87H59ZM65 89V88H64ZM108 89V88H107ZM203 89V88H202ZM201 89V90H202ZM207 89V88H206ZM224 89V88H223ZM233 89H234V87H233ZM232 88L230 89V91H232L233 90ZM251 89H250V91H251ZM16 90V89H15ZM155 90V89H154ZM199 90H200V88H199ZM222 90V89H221ZM225 90H226V88H225ZM247 90V91H246ZM245 91L246 92H248V88L246 89ZM158 91V90H157ZM207 91V90H206ZM210 91V90H209ZM208 91V92H209ZM218 91V90H217ZM223 91V90H222ZM239 91V90H238ZM249 91V92H250ZM15 92V91H14ZM32 92H35V93H33L34 94V96H32L30 99L28 98V100H24V98H22V96H21V98H18V99H12V100H10L9 102H7V105H6V108L7 109H0V118L3 120V122L5 123V125L9 128V129H12V130H14V131H16V132H19L20 133V137H21V142L20 141H16V140H14V141H16L17 142V144L18 143H21L22 144V146L23 147H21V148H17V150H16V144H15V146L13 147L12 146V143H10L11 142V140H9L10 142H8L7 141V143L4 145L3 143H1L2 141H0V160L1 161H3V162H8L9 163V166L10 167H15L17 164H18V162H20L27 170V172L26 173H29V175L31 176V177H38V179L41 181V182H43L42 183V186L44 185V187H46L45 185H47L48 183H56L55 185L57 186V184L58 183H61L63 180H58V179H60L59 177H61V176H59V177H57V172H55V170L53 171L52 170V166H50L54 161H59L60 160V162H62V161H64V159H65V157H66V161H64L62 164H63V166H64V164H69V161H70V156L69 155H71L72 156V154H70L69 153V155H68V152H66V150H69V147H70V149H71V147H74L75 149L73 150V155H74V157H75V160H76V167H77V169H76V167H75V173L78 175V177L79 178H82L83 179V182H87V183H93V184H91L92 186L93 185H95V184H97V185H101V186H106L107 185V187L108 186H113V187H116V189L117 190H114L113 191V194H111L113 197H114V199L113 200H116V202L117 201H120L121 203H125V205H129L130 206V208L132 209V212H133V214H134V212H135V215H133V218L130 220V222H129V229L131 228V226H132V230H130V232L132 233V236H133V244H134V246L136 247V249L143 255V256H141L143 259L142 260H144L147 264H218V263H216V262H214L213 261V253L211 252V247H212V244L213 243H218L219 244V246L220 245H224V244H229V245H231V243L233 242V240L234 239H232V237H229V235H231V234H226L225 232V230H223L222 232L220 231V232H218L217 230H216V228L213 226V224L211 225V222H212V220L215 218L214 216H212V214H211V212H208V211H205L204 209H202L201 208V204L199 203V202H197L196 200H195V196L193 197V191L192 190H190L189 189V187L188 186H194V187H196L197 189H201V190H204V191H207V192H211V193H213L214 195H217V196H219V195H221L222 193H224L223 191H222V193H221V189L219 190H215V186L209 181L210 180V178L208 177H205L204 175H203V173H201V172H203V171H198V169H196L195 167V165L193 166V164L195 163H193L192 164V161H190V157L188 158L189 159V161H187V160H183V158H182V155H181V160L180 161H174V159H173V161H169V162H167L168 164H166L165 163V165L166 166H163L164 168V172L161 170V172L160 171H156V170H154V169H151L150 167H151V165H153L154 163V161L152 162L153 164H151L150 165V167H148L149 166V163L147 164V165H143V166H141V163L143 164V162H141L140 163V160L139 159H137V160H139V163H140V166L138 165V166H135V164L137 163H134V167H135V169H131V167H133V166H131V165H129V164H127V160H125V162L124 161H121L120 159H121V155L119 156V155H117V156H119L120 158H119V160H118V158H117V160H116V158H115V156H114V161L112 160V161H110L108 164H107V160L109 159H107L106 160V158H104V156H103V159H105L104 161H107L106 162V164L105 165H102V164H99V162L100 163H102L101 161H99L100 159L99 158H96L95 157V155H92L90 152V149H89V151H84V150H82V147H77V146H75L74 145V142H72L73 140H70L69 138H66V137H64V135L63 134H61L60 132H59V128H60V123L59 124H56L55 123V121H49V120H39L40 118V113H38L39 111L37 110V106L39 105H37V101H38V97L40 98V94L41 93H38L37 92V90H35V88H33V91ZM43 92V91H42ZM61 92V91H60ZM203 92V91H202ZM226 92H228V91H226ZM245 92V93H246ZM12 93V92H11ZM10 93V90H9V87L7 86V87H5V88H3V91H2V94H3V97H7V99H10L11 97H13V96H15V95H10L11 94ZM53 93V92H52ZM71 93V92H70ZM160 93V92H159ZM207 92H205V94H206ZM211 93V92H210ZM213 93H211V94H213ZM221 92H219V94H220ZM229 93V92H228ZM234 93V92H233ZM237 94H238V92H236ZM252 93V92H251ZM14 94V93H13ZM46 93L44 92V94H42V95H44V96H46L45 95ZM58 94V93H57ZM154 94H156V93H154ZM211 94H210V96H211ZM218 94V93H217ZM231 94V93H230ZM247 94V93H246ZM249 95H250V93H248ZM23 95V94H22ZM157 95L159 96L160 94H158V92H157ZM162 95V94H161ZM214 95H216V93L214 94ZM221 95V94H220ZM220 95H217L218 96V98H219V96ZM224 95H226V97H228L227 96V94H222V98L223 97H225ZM236 95V94H235ZM24 96V95H23ZM70 96V95H69ZM205 96V95H204ZM206 96H208V93H207V95ZM234 96V95H233ZM232 96V94H231V97H233ZM236 96H238V95H236ZM235 96V97H236ZM252 96H253V94H252ZM251 96V97H252ZM65 97V96H64ZM220 97V98H221ZM230 97V98H231ZM162 98V97H161ZM160 98V99H161ZM166 98H164V99H166ZM156 99H157V96H156ZM176 99V98H175ZM179 99V98H178ZM201 99H203V100H201ZM208 99V98H207ZM210 99V98H209ZM208 99V100H209ZM211 99H212V96H211ZM214 99V98H213ZM217 99V98H216ZM233 98H231V100H232ZM235 99H237V97L235 98ZM240 99V98H239ZM247 99H248V95H247ZM4 100H6L5 98H4ZM149 100V99H148ZM152 100V99H151ZM151 100H150V102H151ZM167 100V101H168ZM205 100H206V98H205ZM220 100V99H219ZM230 100V101H231ZM241 100V99H240ZM251 100V101H252ZM3 101V100H2ZM40 101H41V99H40ZM49 101V103H50V100H48ZM51 101H52V99H51ZM55 101H56V99H55ZM157 101H160V100H158L157 99ZM156 101V102H157ZM172 99H171V103H172ZM182 101V100H181ZM180 101V102H181ZM213 101V100H212ZM239 100H237V102H238ZM242 101V100H241ZM249 102H250V99L248 100ZM4 102V101H3ZM44 102V101H43ZM153 102V101H152ZM161 102V101H160ZM179 102V101H178ZM204 102V101H203ZM206 102V101H205ZM211 102V101H210ZM215 102H216V100H215ZM214 101H213V103H215ZM218 102V101H217ZM221 102H223V101H221ZM244 102V101H243ZM42 103V102H41ZM40 103V104H41ZM48 103V102H47ZM58 103V102H57ZM63 103V102H62ZM167 103V102H166ZM166 103H160L159 105H157L155 108H154V110L152 111V117L154 116L156 119H158V120H161L162 121V118H166V117H163V115H162V112H163V110L165 109H167L165 106H167L166 105ZM170 103V102H169ZM169 103H167L168 105H169ZM183 103V102H182ZM183 103V104H184ZM212 103V102H211ZM235 103H236V101H235ZM260 103V102H259ZM258 103V104H259ZM6 104V103H5ZM55 104V103H54ZM60 104V103H59ZM58 104V105H59ZM206 104V103H205ZM218 104V103H217ZM216 104V105H217ZM222 105L223 104H225V103H221ZM231 104H233V103H231ZM231 104H228L229 106L231 105ZM238 104V103H237ZM245 104V103H244ZM248 104V103H247ZM247 104H246V106H247ZM251 104V103H250ZM264 104V103H263ZM50 105V104H49ZM49 105H48V109H49ZM144 105V104H143ZM152 105V104H151ZM156 105V104H155ZM219 105H220V102H219ZM227 105V106H228ZM236 105V104H235ZM255 105V104H254ZM1 106V105H0ZM47 106V105H46ZM52 106H53V104H52ZM145 106V105H144ZM172 106V105H171ZM171 106L169 107V108H171ZM221 106V105H220ZM225 106H226V104H225ZM232 106V105H231ZM257 106V105H256ZM42 107V106H41ZM98 107V106H97ZM140 107V106H139ZM213 107V106H212ZM222 107V106H221ZM233 107H234V105H233ZM238 107V106H237ZM254 107V106H253ZM54 108V107H53ZM151 108V107H150ZM153 108V107H152ZM215 108H220V107H215ZM229 108V107H228ZM246 108V107H245ZM261 108V107H260ZM264 108V107H263ZM47 109V110H48ZM149 109V108H148ZM210 109H211V107H210ZM222 109V108H221ZM224 110L223 111H225V110H229L230 111V109H232V108H229V109H225V108H223ZM234 109V108H233ZM244 109V108H243ZM44 110V109H43ZM51 110V109H50ZM54 110V109H53ZM57 110V109H56ZM235 110V109H234ZM239 109H237V111H238ZM246 110V109H245ZM244 110V111H245ZM254 110H255V108H254ZM261 110V109H260ZM41 111V110H40ZM44 111H46V109L44 110ZM61 111V110H60ZM170 111V110H169ZM210 111H212V110H209V112ZM222 111V112H223ZM232 111L233 110H231L230 111V114H231V116H233V118L234 119H236L237 120V122H240L243 126H244V128H243V130L246 128V129H248L247 131H251L253 134L252 135H254L257 139H258V141H259V143H261V145L262 146H264V110L262 109V111H259V109H258V112H256V113H252V111H251V115H248L247 114V112H244V113H246L247 115H244L243 113H240L239 114V112L237 113V112H233L232 113ZM256 111V110H255ZM255 111H253V112H255ZM49 112V111H48ZM65 112V111H64ZM147 112H149V110L147 111ZM166 112H167V110H166ZM166 112H163V113H166ZM185 112V111H184ZM188 112V111H187ZM218 112H219V110H218ZM240 112H241V108H240ZM42 113H43V111H42ZM51 113H52V111H51ZM57 113V112H56ZM55 113V114H56ZM66 113V112H65ZM104 113V112H103ZM110 113V112H109ZM150 113V112H149ZM189 113V112H188ZM189 113V114H190ZM217 113V112H216ZM227 113V112H226ZM229 113V112H228ZM44 114V113H43ZM46 114V113H45ZM71 114V113H70ZM76 114V113H75ZM144 114V113H143ZM167 114V113H166ZM172 114V113H171ZM212 114V113H211ZM250 114V113H249ZM42 115V114H41ZM52 115V114H51ZM54 115V114H53ZM67 115V114H66ZM111 115V114H110ZM109 115V116H110ZM149 115V114H148ZM148 115L146 116V117H148ZM206 115V114H205ZM207 115H208V113H207ZM223 115V114H222ZM226 115H228V114H226ZM225 115V116H226ZM45 116V115H44ZM49 116V115H48ZM138 116V115H137ZM151 116V115H150ZM149 116V117H150ZM164 116H165V114H164ZM192 116V115H191ZM202 116H204V115H202ZM201 116V117H202ZM210 116V115H209ZM216 116H217V114H216ZM230 116V115H229ZM228 116V117H229ZM47 117V116H46ZM46 117H42V119L44 118H46ZM53 117V116H52ZM52 117H50V118H52ZM55 117V116H54ZM53 117V118H54ZM62 117V116H61ZM107 117V116H106ZM114 117V116H113ZM141 117V116H140ZM144 116L142 115V118H143ZM194 117V116H193ZM208 117V116H207ZM219 117V116H218ZM227 117V118H228ZM112 118V117H111ZM204 118V117H203ZM213 118V117H212ZM222 118V117H221ZM226 118V117H225ZM232 118V117H231ZM47 119H48V117H47ZM114 119V118H113ZM152 119V118H151ZM186 119V118H185ZM192 120H193V118H191ZM207 119H209V117L207 118ZM216 119V118H215ZM143 120H145V119H143ZM142 119H141V121H143ZM147 120V119H146ZM199 120H203V119H199ZM214 120V119H213ZM229 120V119H228ZM227 119H222V125L221 126H224V132L225 133H223V131H222V133H220L219 135H217V134H215V135H217V136H222V135H224L223 137H228L229 139H233L234 140V143L233 142H231V144L230 145H233V147L235 148H237V150H238V148H239V146H240V143L242 144V140L244 141V137H242V134H241V132H240V130H239V128H237L238 126H234L233 124H232V122L231 121H228ZM235 120V121H236ZM71 121V120H70ZM69 121V122H70ZM118 121V120H117ZM152 121V120H151ZM164 121V120H163ZM188 121V120H187ZM196 121H197V119H196ZM204 121V120H203ZM208 121V120H207ZM233 121V120H232ZM235 121H234V123H235ZM2 122V123H3ZM54 122V123H53ZM214 122V121H213ZM212 122V123H213ZM215 122H217V121H215ZM214 122V123H215ZM58 123V122H57ZM131 123V122H130ZM135 123V122H134ZM145 123H146V121H145ZM164 123V122H163ZM200 123H202V122H199V124ZM204 124H201V126H203V125H205V122H203ZM64 124V123H63ZM136 124V123H135ZM178 124V123H177ZM208 124H210V123H207V125ZM218 124V123H217ZM3 125V124H2ZM1 125V126H2ZM130 125V124H129ZM156 125V124H155ZM161 125V124H160ZM213 125V124H212ZM211 124H210V126H212ZM215 125V124H214ZM213 125V126H214ZM235 125H237V124H235ZM238 125H240V124H238ZM140 126H142V125H140ZM192 126V125H191ZM196 126V125H195ZM218 126V125H217ZM241 126V125H240ZM242 126V127H243ZM6 127V128H7ZM126 127V126H125ZM135 127V126H134ZM137 127V126H136ZM160 127V126H159ZM204 127H206V126H204ZM220 126H218V128H219ZM5 128V129H6ZM25 128H27V130H25ZM131 128H133V127H131ZM162 128V127H161ZM201 128V130H202V127H200ZM208 129H209V127H207ZM211 128V127H210ZM214 128V127H213ZM218 128H216V129H218ZM222 128V127H221ZM61 129V128H60ZM123 129V128H122ZM138 129V128H137ZM216 129H214V130H216ZM7 130V129H6ZM130 130H132V129H130ZM204 130V129H203ZM202 130V131H203ZM206 130V129H205ZM218 130H220V129H218ZM96 131V130H95ZM129 131V130H128ZM132 131H134V130H132ZM132 131L130 132V133H132ZM137 131V130H136ZM211 131V130H210ZM7 132V131H6ZM65 132V131H64ZM67 132V131H66ZM127 132V131H126ZM143 132V131H142ZM207 132V131H206ZM212 132V131H211ZM214 132V131H213ZM212 132V133H213ZM216 133H217V131H215ZM220 132V131H219ZM250 132V133H251ZM8 133V132H7ZM138 133V132H137ZM203 133V132H202ZM202 133L200 132V134L202 135ZM9 134V133H8ZM18 134V133H17ZM96 134V133H95ZM121 134V133H120ZM128 134V133H127ZM127 134H123L126 138H127ZM136 134V133H135ZM200 134H198V136L200 135ZM211 134V133H210ZM87 135V134H86ZM114 135V134H113ZM117 135H118V133H117ZM122 135V136H123ZM132 135V134H131ZM196 135V134H195ZM207 135V134H206ZM209 135V134H208ZM250 135V134H249ZM15 136V135H14ZM17 136V135H16ZM14 137V138H18V137ZM72 136V135H71ZM115 136V135H114ZM129 136H130V134H129ZM141 136V135H140ZM203 136V135H202ZM204 136H205V134H204ZM213 136V135H212ZM88 137V136H87ZM98 137V136H97ZM115 137H117V136H115ZM114 137V138H115ZM124 137V138H125ZM132 137V136H131ZM208 137V136H207ZM207 137H205V138H207ZM210 137V136H209ZM214 137V136H213ZM246 137V136H245ZM76 138V137H75ZM107 138V137H106ZM113 138V137H112ZM112 138H111V140H110V138H108L110 141H112ZM118 138H122V137H120V136H118ZM123 138V139H124ZM129 138V137H128ZM137 138V137H136ZM211 138V137H210ZM217 138V137H216ZM215 138V139H216ZM222 138V137H221ZM6 139V138H5ZM4 139V140H5ZM11 139V138H10ZM100 139H102V138H100ZM132 139V138H131ZM130 139V140H131ZM146 139V138H145ZM170 139V138H169ZM198 139H200L201 140V138H198ZM220 139V138H219ZM219 139H218V141H219ZM225 139V138H224ZM3 140V139H2ZM19 140H20V138H19ZM103 140V139H102ZM109 140H108V142H109ZM115 140H116V138H115ZM119 140V139H118ZM118 140H116V141H118ZM133 140V139H132ZM168 140V139H167ZM205 139H202L201 140V142L202 141H204ZM207 140V139H206ZM223 140V139H222ZM228 140V139H227ZM80 141V140H79ZM82 141V140H81ZM104 141V140H103ZM114 141V140H113ZM120 141V140H119ZM128 141V140H127ZM134 141V140H133ZM132 141V142H133ZM182 141V140H181ZM214 140H212L211 142H213ZM221 141V140H220ZM226 141V140H225ZM107 142V141H106ZM125 142H126V140H125ZM130 142V141H129ZM129 142L127 143V145L129 144ZM146 142V141H145ZM188 142V141H187ZM200 142V141H199ZM198 141L196 142H192L191 144H193V143H199ZM204 142H206V141H204ZM203 142V143H204ZM208 142H209V140H208ZM215 142H216V140H215ZM228 142V141H227ZM246 142H248V141H246ZM15 143V142H14ZM77 143V142H76ZM110 143V142H109ZM109 143L107 144V145H109ZM112 143V142H111ZM118 143V142H117ZM123 143V142H122ZM136 143V142H135ZM176 143V141L174 142V145H176L175 144ZM179 143V142H178ZM210 143V142H209ZM208 143V144H209ZM223 143V142H222ZM225 143V142H224ZM233 143V144H232ZM20 144V145H21ZM124 144H126V143H124ZM123 144V145H124ZM134 143H132V145H133ZM140 144V143H139ZM181 144H183V143H181ZM188 144H190V143H188ZM244 144H245V141H244ZM243 144V145H244ZM80 145V144H79ZM105 145V144H104ZM106 145V146H107ZM130 145V144H129ZM135 145V144H134ZM133 145V146H134ZM136 145H138L137 143H136ZM140 145H142V144H140ZM150 145V144H149ZM179 145H180V143H179ZM183 145H185V143L183 144ZM200 144H198V146H199ZM201 145H202V143H201ZM212 145H214V144H212ZM217 145H218V143H217ZM222 145V144H221ZM152 146V145H151ZM172 146H173V144H172ZM178 146V145H177ZM190 146H193V145H190ZM205 146H207V145H205V143H204V146H201V147H203V148H211V145L209 146V147H205ZM220 146V145H219ZM217 146V148H218V150H219V148L221 147L222 148V146ZM224 146V145H223ZM227 146H228V144H227ZM227 146H226V148H227ZM111 147V146H110ZM109 147V148H110ZM128 147V146H127ZM132 147V146H131ZM130 147V148H131ZM136 147H138V148H140L139 146H136ZM144 147V146H143ZM147 147V146H146ZM156 147V146H155ZM179 147V146H178ZM177 147V148H178ZM184 147H186V146H184ZM188 147V146H187ZM186 147V148H187ZM200 147V146H199ZM213 147H215V146H213ZM86 148V147H85ZM172 148V147H171ZM183 148V147H182ZM182 148L180 147V151L182 150ZM189 148H191V151L195 148H193L192 149V147H189ZM196 148H197V145H196ZM216 148V147H215ZM215 148H213V149H215ZM216 148V149H217ZM229 148V147H228ZM234 148H233V150H234ZM235 148V149H236ZM243 148V147H242ZM6 149L8 150V152L6 151ZM33 149H37V151L38 152H40L41 154H40V157H42V159H44L43 161H41L40 159H38L37 157L39 156L38 154H36V155H38V156H35L34 155V153L36 152H34V150ZM73 149V148H72ZM87 149V148H86ZM85 149V150H86ZM103 149V148H102ZM112 149V148H111ZM154 149V148H153ZM152 149V150H153ZM161 149V148H160ZM201 149V148H200ZM204 149V150H205ZM230 149V148H229ZM257 149V148H256ZM264 149V148H263ZM33 150V151H32ZM109 150V149H108ZM114 150H116V149H114ZM122 150H124V149H122ZM126 150V149H125ZM136 150V149H135ZM150 150H151V148H150ZM155 150V149H154ZM178 151H179V148L177 149ZM187 150V149H186ZM189 150V149H188ZM206 150H208V149H206ZM211 150H212V148H211ZM211 150H209V151H211ZM232 150V149H231ZM241 151H242V149H240ZM5 151L7 152V154L5 153ZM75 151V152H74ZM93 151V150H92ZM112 151V150H111ZM167 151V150H166ZM183 151V150H182ZM199 151V150H198ZM197 151V152H198ZM201 151H203V149L201 150ZM216 151V150H215ZM215 151L213 150L212 152H214V154H215ZM221 151L224 153V151L225 150H222L221 149ZM226 151H228V149L226 150ZM236 151V150H235ZM239 151V150H238ZM240 151V152H241ZM32 152H34V153H32ZM69 152H72V151H69ZM94 152V151H93ZM136 152H137V150H136ZM155 152H156V150H155ZM169 152H171V151H169ZM185 152V150L183 151V153ZM187 152V154H188V151H186ZM192 152H194V151H192ZM200 152V151H199ZM206 152V155H207V151H205ZM230 152H232V151H230ZM8 153H11V154H8ZM112 153V152H111ZM119 153V152H118ZM148 153V152H147ZM151 152L149 151V154H150ZM162 152H158V153H156V154H161ZM167 153H168V151H167ZM172 153V152H171ZM174 153V152H173ZM176 153V152H175ZM178 153V152H177ZM176 153V154H177ZM195 153V152H194ZM194 153H192V155L194 154ZM219 153H220V151L219 152H217V154L219 155ZM232 153H234V152H232ZM153 154V153H152ZM175 154V155H176ZM202 154V153H201ZM209 154H210V152H209ZM212 154V153H211ZM210 154V155H211ZM244 154V153H243ZM42 155V156H41ZM101 156H102V154H100ZM107 155V154H106ZM105 155V156H106ZM113 155V154H112ZM112 155H110L111 157H112ZM161 155H163V153L161 154ZM169 155V154H168ZM167 155V156H168ZM172 155V154H171ZM174 155V156H175ZM189 155H190V153H189ZM188 155V156H189ZM196 155V154H195ZM198 155V154H197ZM202 155H204V154H202ZM210 155H209V159H210ZM240 155V154H239ZM89 156H93L94 158H95V160H94V158H93V160H92V162H94V164H96V165H93V166H87V164H88V162H89V160H91V159H89L88 157ZM109 155L107 156V157H110ZM129 156V155H128ZM139 156H141V155H139ZM151 156V155H150ZM157 156V155H156ZM166 155H164V156H162V157H165ZM167 156H166V158H167ZM174 156H173V158H174ZM179 156V155H178ZM177 156V157H178ZM200 156V153H199V155H198V157ZM208 156V155H207ZM242 156V155H241ZM244 156V155H243ZM110 157V158H111ZM123 157V156H122ZM148 157V156H147ZM154 157H155V155H154ZM160 157V156H159ZM158 157V158H159ZM170 157V156H169ZM176 157V158H177ZM197 157V156H196ZM197 157V158H198ZM205 157V156H204ZM212 157H214L213 155H212ZM215 157H217V156H215ZM220 159L222 158H225V160H227L226 158H228V160L230 159L232 162H233V164L231 163V161H229V163H231L233 166H234V164H236V165H239V163H243V160H241V158L239 159L237 156H235L234 154H231V153H224V155H222L221 153H220ZM240 157V156H239ZM91 158V157H90ZM129 158H131V157H129ZM134 158V157H133ZM139 158V157H138ZM144 158V156L141 158V159H143ZM157 158V159H158ZM172 158V157H171ZM175 158V159H176ZM179 158H180V156H179ZM200 158V157H199ZM259 158H260V156H259ZM17 159V160H16ZM59 159V160H58ZM73 158H71V160H72ZM89 159V160H88ZM127 159V158H126ZM151 159V158H150ZM161 159V158H160ZM159 159V160H160ZM184 159H186L185 157H184ZM194 159V158H193ZM206 159V158H205ZM213 159V158H212ZM216 159V158H215ZM19 160V161H18ZM38 160L40 161V163L38 162ZM75 160H72V161H75ZM111 160V159H110ZM130 160V159H129ZM136 160V161H137ZM166 160V159H165ZM177 160V159H176ZM179 160V159H178ZM195 160V159H194ZM193 160V161H194ZM199 160H201V161H204L203 159H199ZM208 160V159H207ZM217 160V159H216ZM219 160V159H218ZM224 160V161H225ZM240 160H241V162H240ZM14 161H18L17 163H16V165L14 164L15 162ZM71 161V162H72ZM103 161V160H102ZM103 161V162H104ZM133 161V160H132ZM131 161V162H132ZM144 161H148L147 159L146 160H144ZM168 161V160H167ZM214 161V160H213ZM221 161V160H220ZM223 161V160H222ZM221 161V163L223 164V162ZM257 161H258V159H257ZM130 162V163H131ZM134 162V161H133ZM150 162V161H149ZM197 162V161H196ZM129 163V162H128ZM151 163V162H150ZM158 163V162H157ZM206 163V162H205ZM211 163H213L212 161H211ZM218 163H219V161H218ZM217 162H216V164H218ZM220 163V164H221ZM228 163V161H226V164ZM229 163H228V165H229ZM245 163V162H244ZM6 164V163H5ZM4 164V165H5ZM21 164H19L20 166H21ZM58 164V163H57ZM57 164H56V162H55V167L57 168ZM74 164V163H73ZM72 164V167L73 166H75V165H73ZM90 164V163H89ZM99 164V165H98ZM104 164V163H103ZM131 164H133V163H131ZM138 164V163H137ZM136 164V165H137ZM159 164V163H158ZM157 164V165H158ZM161 164H162V162H161ZM208 165H209V162L207 163ZM215 164V163H214ZM216 164H215V166H216ZM257 164H258V162H257ZM15 165V166H14ZM60 165V167H61V163H59L58 164V166ZM70 165H71V163H70ZM69 165V166H70ZM90 165H92V164H90ZM156 165V164H155ZM155 165H154V167H155ZM162 165H164V164H162ZM203 165H205V164H203ZM213 165V164H212ZM231 165V166H232ZM241 165V164H240ZM239 165V166H240ZM243 165V164H242ZM241 165V166H242ZM256 165V164H255ZM6 166V165H5ZM50 166V167H49ZM63 166L61 167V170H62V168H63ZM221 166V165H220ZM219 166V167H220ZM249 166V165H248ZM54 167V168H55ZM68 167V166H67ZM162 167V166H161ZM199 167V166H198ZM197 167V168H198ZM210 167V166H209ZM228 167H230V165L228 166ZM238 167V166H237ZM237 167H236V169H237ZM4 168V169H3ZM15 168H17V167H15ZM14 168V169H15ZM53 168V169H54ZM64 168H66L65 166H64ZM63 168V173H64V171H66L67 173H66V176H68V178H69V171L67 170V169H64ZM156 168V167H155ZM230 168H233V167H230ZM229 168V169H230ZM240 168V167H239ZM243 168V167H242ZM246 168V167H245ZM6 168L3 166V165H0V175H3V177H1V179H0V189H1V192L0 193H2V191H3V193L4 192H8V190H9V188H10V186H14V184L13 183H15V182H12V178L13 177H15V176H13V177H10L9 178V176H7L6 175V173L5 172H7L8 170H9V172H10V168L8 167L7 169V171L5 170ZM13 169V168H12ZM18 169V168H17ZM20 169H22V166H21V168ZM19 169V170H20ZM57 169H60L59 167L57 168ZM157 169V168H156ZM159 169H160V167H159ZM159 169H157V170H159ZM202 169V168H201ZM206 169V168H205ZM210 169V168H209ZM235 168H234V171L236 170ZM256 169V168H255ZM255 169H253V170H255ZM220 169H218V171H219ZM221 170H222V168H221ZM220 170V171H221ZM232 170V169H231ZM241 170V169H240ZM16 171V170H15ZM206 171V170H205ZM205 171H204V174H206L205 173ZM217 171V170H216ZM222 171H226V170H222ZM227 171H228V169H227ZM233 171V170H232ZM238 172H239V170H237ZM252 171V170H251ZM9 172H7L8 173V175H9ZM60 172V170H58V174H60L59 173ZM62 172V171H61ZM207 172V171H206ZM212 172V171H211ZM241 172V171H240ZM72 173H74V171L72 172ZM219 173V172H218ZM244 173V172H243ZM242 173V174H243ZM12 174H14V173H12ZM25 174V173H24ZM214 174H216V173H214ZM220 174V173H219ZM219 174H218V177H219ZM222 174H224V172L222 173ZM235 174H237L238 176H239V174L238 173H235ZM75 175V174H74ZM208 176H209V174H207ZM206 175V176H207ZM221 175V174H220ZM229 175H231L230 173H229ZM24 176H27V174L26 175H24ZM233 176H235V175H233ZM240 176H241V174H240ZM243 176V175H242ZM19 177V176H18ZM64 177V176H63ZM228 177V176H227ZM246 177V176H245ZM28 179H29V177H27ZM27 178H25V179H27ZM65 178V177H64ZM76 178H77V176H76ZM212 178V177H211ZM224 178H226L225 177V175H224ZM223 178V179H224ZM228 178H230V176L228 177ZM232 178H234V177H232ZM18 179V178H17ZM17 179H15V180H17ZM24 179V180H25ZM66 179V178H65ZM215 179V178H214ZM220 179H222V178H220ZM237 179V178H236ZM236 179H234V180H236ZM239 179V178H238ZM261 179H262V177H261ZM18 180H20V179H18ZM17 180V181H18ZM73 180V179H72ZM77 180H79V179H77ZM225 180H227V178L225 179ZM224 180V181H225ZM228 180H230V179H228ZM227 180V181H228ZM242 180H244V178H242ZM246 180V179H245ZM59 181V182H58ZM68 181H70V180H66V182H68ZM226 181V182H227ZM231 181V180H230ZM229 181V182H230ZM251 181V180H250ZM19 182V181H18ZM18 182H16V183H18ZM72 182V181H71ZM71 182H70V184H71ZM80 182V184H81V179H80V181H78V183ZM216 182V181H215ZM218 182V181H217ZM220 182V181H219ZM237 182V181H236ZM239 182H240V180H239ZM63 183H65V181L63 182ZM62 183V184H63ZM77 182H76V185L78 184ZM87 183H86V185H87ZM228 183V182H227ZM227 183H226V185H227ZM231 183H232V181H231ZM234 183V182H233ZM245 182L243 181V184H244ZM250 183V182H249ZM69 183L68 184H66V185H70ZM73 184V183H72ZM72 184L70 185V186H72ZM79 184V188H80V190H83L84 191V189H82V187H80V186H82V185H80ZM215 184V183H214ZM219 184V183H218ZM223 184H225V183H223ZM223 184H219L220 186L222 185L223 186ZM229 184V183H228ZM235 184H237V183H235ZM239 184V183H238ZM247 184H248V181H247ZM264 184V183H263ZM16 186H17V184H15ZM40 185V184H39ZM50 185V184H49ZM55 185H53L54 187H55ZM59 185V184H58ZM75 185V184H74ZM89 185V184H88ZM233 185V184H232ZM246 185V184H245ZM252 185V184H251ZM60 186H61V184H60ZM63 186V185H62ZM69 186V187H70ZM92 186H90V187H92ZM100 186V187H101ZM256 186H257V184H256ZM18 187V186H17ZM20 187V186H19ZM32 187V186H31ZM64 187V186H63ZM77 187V186H76ZM112 187V188H113ZM231 188H232V186H230ZM235 185H233V189L235 190ZM237 187V186H236ZM239 187V186H238ZM241 187L243 188V186L241 185ZM246 187V186H245ZM16 188V187H15ZM14 188V189H15ZM58 188H59V186H58ZM89 188V187H88ZM103 188V187H102ZM109 188V187H108ZM192 188V187H191ZM217 188V187H216ZM221 188V187H220ZM223 188V187H222ZM225 188V187H224ZM247 188V187H246ZM248 188H251V187H248ZM247 188V189H248ZM262 188V187H261ZM35 188H33V190H34ZM46 189H47V191L48 192H51V193H53L52 191H49L51 188H47L46 187ZM49 189V190H48ZM55 189H57V188H55ZM59 189H61V187L59 188ZM68 189H70V188H68V187H66V190H67V192L66 193H69L68 192ZM74 189V188H73ZM95 187H94V191H95ZM100 189V188H99ZM256 188H251V190H248L249 192L248 193H250V195L249 196H251L250 197V199L252 200V205H253V207H254V210L256 209V211H259L260 210V208H262V200L260 201V199L258 198V195L256 194L257 192H256V190H255ZM16 190V189H15ZM32 190V191H33ZM36 190V189H35ZM75 190V189H74ZM88 190H90V189H88ZM97 191H98V189H96ZM104 190H105V187H104ZM103 190V191H104ZM107 190H109V191H111L110 189H107ZM225 190H227L226 188H225ZM244 190V189H243ZM10 191V190H9ZM60 191V190H59ZM65 191V190H64ZM76 191V190H75ZM83 191H79L80 193V197H82L81 199H83L84 200V203H87L88 205H90L91 206V208H92V210H90V209H88V211H87V207H86V209H84L85 207L83 206V209L81 208V209H78V210H73L72 208V212H71V216L72 217H74L75 218V221H76V224H78V225H80V227L81 226H84V228H86V226L87 225H89V230H90V228H91V232H92V230H93V232L94 231H96L95 233H97V232H104V233H109V234H115V233H117L118 231L120 232V231H124V230H126V229H124L123 228V226L122 225H124V226H126V223H124L125 222V220L124 219H126V218H124V213H123V211L120 209L119 210V208L118 209H115V207L113 208H111V206H110V209H107L108 208V206H107V203H103V202H101V200H99V202H101V203H99V205L98 206H100V204H101V206L100 207H102V205L104 204V205H106L107 207H105L104 205V207L106 208V210L104 209V211L101 209L100 210V208L98 207V206H96L95 204H96V202H95V199L92 201V199L93 198H96L93 194V191H92V188H91V193H92V196H86L87 194H85V193H87V190H85L86 192L84 193ZM89 191V192H90ZM108 191V192H109ZM192 191V192H191ZM229 191V190H228ZM236 191H237V189H236ZM240 191V190H239ZM261 191V190H260ZM31 192V191H30ZM35 193H36V191H34ZM33 192V193H34ZM40 192V191H39ZM42 192H44V191H42ZM62 193H63V191H61ZM71 192H72V187H71ZM74 192V191H73ZM99 192H101L100 190H99ZM206 192V193H207ZM227 192V191H226ZM242 192V191H241ZM244 192H245V190H244ZM2 193V194H3ZM9 193V192H8ZM30 194L31 195V200H33V198H34V194ZM38 193V192H37ZM37 193H36V195H37ZM55 193H56V190H55ZM65 193V192H64ZM75 193V192H74ZM84 193V194H83ZM95 193H96V191H95ZM231 193V192H230ZM237 193V192H236ZM240 193V192H239ZM248 193H246V194H248ZM50 194V193H49ZM69 194H71V193H69ZM67 195V197H66V195H65V199H66V201H67V203H68V201L71 203V205H66V202L64 201V200H62V201H59V200H57L56 201V203H54V204H56V205H58V206H56V207H59L60 209H63L64 210V212H67L68 213V216H70L69 215V210H68V208L70 207V206H72V204H74L75 205V203L77 202V200H76V202H75V196L73 197L72 195ZM76 194H77V197H76V199H78V193L76 192ZM100 194V193H99ZM103 194V192L101 193V195ZM104 194H106V192L104 191ZM103 194V195H104ZM108 194V193H107ZM197 194V193H196ZM232 194V193H231ZM238 194V193H237ZM4 195H6V194H4ZM42 195H43V197H44V194L42 193ZM48 195V194H47ZM51 195V194H50ZM63 195V196H64ZM88 195H90V193L88 194ZM201 195V194H200ZM207 195V194H206ZM208 195H209V193H208ZM224 195V194H223ZM229 195V194H228ZM236 195V194H235ZM46 196V195H45ZM56 196V195H55ZM54 195L52 196V198L53 197H55ZM198 196V195H197ZM196 196V197H197ZM216 196V197H217ZM0 197H1V195H0ZM41 197L42 196H40V200H41ZM58 197V196H57ZM90 197H93L92 199L90 198ZM98 197H99V195H98ZM106 196H104V198H105ZM108 197H109V195H108ZM113 197H111V198H113ZM200 197H202V196H200ZM199 197V198H200ZM225 197V196H224ZM261 197V196H260ZM37 198H39V197H37ZM59 198V197H58ZM63 198V197H62ZM61 198V199H62ZM217 198H219V197H217ZM221 198V197H220ZM226 198V197H225ZM239 198V197H238ZM35 199V198H34ZM47 199V198H46ZM54 199V198H53ZM55 199H57L56 197H55ZM64 199V198H63ZM81 199H79V200H81ZM106 199H107V197H106ZM202 200H203V198H201ZM231 199V198H230ZM233 199V198H232ZM4 200H7L6 198L4 199ZM4 200L2 199H0V264H48V263H45V261H43L44 260V258H42V256H41V254H38V253H36V251H32V250H29V246L27 247L26 246V243L24 244V243H22V242H20V238H21V236H23V235H25V234H23L22 233V231L19 229V228H21L22 227V225H21V227L20 226H18V224L20 223V221H19V223H18V221H17V226L19 227V228H17L16 227V223H15V221H13V219L14 218H17L16 216L13 218L12 217V215H13V213H11L12 212V210L11 209H13V207H11L10 208V206H9V204H7L6 202H4ZM36 200H39V199H35L34 201L36 202ZM83 200H82V202H83ZM97 201H98V199H96ZM108 200V199H107ZM109 200H111L110 199V197H109ZM198 200V199H197ZM220 200V199H219ZM222 200V199H221ZM220 200V201H221ZM225 200V199H224ZM241 200V199H240ZM264 200V199H263ZM8 201V200H7ZM43 201V200H42ZM46 201V200H45ZM47 201H48V199H47ZM46 201V202H47ZM200 201V200H199ZM205 201V200H204ZM203 201V202H204ZM9 202V201H8ZM38 202V204H39V201H37ZM44 202V201H43ZM55 202V201H54ZM79 202V201H78ZM78 202H77V207H79L80 208V206H78ZM105 202V201H104ZM112 202V201H111ZM115 201H113V203H114ZM206 202H208V201H206ZM238 202V201H237ZM240 202V201H239ZM10 203V202H9ZM48 203V202H47ZM46 203V204H47ZM53 203V202H52ZM81 202H79V204H80ZM103 203V204H102ZM118 203V202H117ZM199 203V204H198ZM53 204V205H54ZM110 204H112V203H110ZM120 204V203H119ZM118 204V205H119ZM208 204H209V202H208ZM23 205V204H22ZM40 205H42V204H39V206ZM73 205V206H74ZM84 205V204H83ZM121 205V204H120ZM124 204H122L121 206H123ZM38 206V207H39ZM43 206H44V204H43ZM47 206H49V203L47 204ZM85 206H86V204H85ZM113 206V205H112ZM116 206H117V204H116ZM203 206V205H202ZM208 206V205H207ZM210 206H211V204H210ZM213 206V205H212ZM22 207V206H21ZM23 207H24V205H23ZM104 207H102V208H104ZM125 207H128V206H125ZM125 207L123 208V209H125ZM215 207V206H214ZM244 207V206H243ZM25 208V207H24ZM42 206L40 207V210L42 211ZM55 208V207H54ZM58 208V209H59ZM89 208V207H88ZM130 208H128L129 210H131ZM213 207H211V209H212ZM23 209V208H22ZM44 209H46V207L44 208ZM47 209H48V207H47ZM45 210V211H47V212H49L48 210ZM77 209V208H76ZM206 209H207V207H206ZM214 209V208H213ZM50 210V209H49ZM57 210V209H56ZM209 210V209H208ZM216 210V209H215ZM261 210H263V209H261ZM44 211V210H43ZM44 211V212H45ZM125 211V210H124ZM212 211V210H211ZM14 212V211H13ZM23 212V211H22ZM28 212H29V210H28ZM47 212H45V213H47ZM51 212V211H50ZM52 212H54V211H52ZM51 212V213H52ZM130 212V211H129ZM215 212H217V211H215ZM24 213V212H23ZM50 213V214H51ZM100 213V214H99ZM102 213H103V216H101L102 215ZM220 213V212H219ZM254 213V212H253ZM258 213V212H257ZM256 213V214H257ZM260 213H262V212H260ZM12 214V215H11ZM25 214V213H24ZM259 214V213H258ZM18 215V214H17ZM47 215V214H46ZM60 215H61V213H60ZM65 214L63 213V216H64ZM67 215V214H66ZM65 215V216H66ZM126 215V214H125ZM215 215V214H214ZM263 215V214H262ZM14 216V215H13ZM26 216H28L27 214H26ZM33 216V215H32ZM56 216H58V215H56ZM52 217H54L53 215H52ZM60 217V216H59ZM67 217V216H66ZM127 217V216H126ZM217 217V216H216ZM260 217H262V216H260ZM13 218V219H12ZM61 218V217H60ZM64 218V217H63ZM71 218V217H70ZM54 219H56V218H54ZM65 219V218H64ZM69 219V218H68ZM68 219H65V221H67ZM72 219V218H71ZM71 219L69 220V223H70V221H71ZM216 219V218H215ZM16 220H18V219H16ZM63 220V219H62ZM217 220V219H216ZM216 220H214V221H216ZM232 220V219H231ZM29 222H28V224L30 223V222H32V221H30V220H28ZM64 221V220H63ZM73 221V220H72ZM129 221V220H128ZM127 221V222H128ZM214 221H213V223H214ZM235 221V220H234ZM75 223V222H74ZM89 223V224H88ZM132 223V224H131ZM217 223V222H216ZM219 223V222H218ZM229 223V222H228ZM235 223H237V222H235ZM71 224V223H70ZM69 224V225H70ZM87 224V225H86ZM220 224V223H219ZM233 224V223H232ZM231 224V225H232ZM23 225H25L24 223H23ZM39 225V224H38ZM69 225H67V226H69ZM72 225H74L75 226V224H72ZM86 225V226H85ZM223 225H224V223H223ZM262 225H264V224H262ZM29 226V225H28ZM63 226H64V224H63ZM77 226V225H76ZM214 228H213V227ZM221 226V225H220ZM235 226V225H234ZM233 226V227H234ZM38 227V226H37ZM61 227V226H60ZM72 227V226H71ZM70 226H69V228H71ZM77 227H79V226H77ZM76 227V228H77ZM218 227V226H217ZM23 228V227H22ZM31 228H32V226H31ZM35 227H33V229H34ZM240 228V227H239ZM20 231H19V230ZM28 229V228H27ZM65 229H67V227L65 228ZM81 229H83V227L81 228ZM87 229V228H86ZM122 229H124V230H122ZM222 229V228H221ZM227 229V228H226ZM238 229V228H237ZM244 229V228H243ZM23 230V229H22ZM36 230V229H35ZM54 230V229H53ZM69 230V229H68ZM68 230L66 231V232H68ZM128 230V229H127ZM241 230V229H240ZM70 231H73L74 232V230H70ZM69 231V232H70ZM82 233H83V230H80ZM217 231V232H216ZM238 231V230H237ZM242 231V230H241ZM34 232H36V231H34ZM72 232V233H73ZM85 232H87V231H85L84 230V233ZM92 232V233H93ZM125 232V231H124ZM123 232V233H124ZM20 233H22L23 235H20ZM31 233V232H30ZM77 233V232H76ZM88 233H90V232H88ZM129 233V232H128ZM227 233H229L228 231H227ZM230 233H232L231 231H230ZM239 233V232H238ZM241 233V232H240ZM239 233V234H240ZM244 233V232H243ZM32 234V233H31ZM34 234V233H33ZM36 234V233H35ZM38 234V233H37ZM64 234V233H63ZM68 234V233H67ZM70 234V233H69ZM74 234V233H73ZM101 234H103V233H101ZM118 234V233H117ZM235 234H237V233H235ZM72 234H70V236H71ZM97 235H98V233H97ZM100 235V234H99ZM98 235V236H99ZM110 235V236H111ZM119 235V234H118ZM129 235V234H128ZM233 235H234V233H233ZM26 236V235H25ZM39 236V235H38ZM92 236V235H91ZM95 236V235H94ZM101 236V235H100ZM103 236V235H102ZM101 236V237H102ZM108 236V235H107ZM115 236V235H114ZM121 236V235H120ZM119 236V237H120ZM126 235L124 234V237H125ZM130 237H131V239H132V236L131 235H129ZM238 236V235H237ZM66 237V236H65ZM97 237V236H96ZM100 237V238H101ZM103 237H106V236H103ZM112 237V236H111ZM116 237V236H115ZM118 237V238H119ZM122 237V236H121ZM120 237V239L118 240V241H120L121 242V239H123V237L121 238ZM130 237H128L129 239H130ZM241 237H243V236H241ZM240 237V238H241ZM25 238V237H24ZM117 238V237H116ZM230 238H231V240L232 241H230ZM236 238V237H235ZM239 238V237H238ZM126 240H127V242H128V239L127 238H125ZM125 239H123V240H125ZM245 239V238H244ZM244 239L242 240V238L241 239H237V240H239V242L237 243V245L240 247V249H241V252H242V256H244V258L245 259H241V258H237V257H234L235 255H234V253H233V255L232 254H230L229 252H227V253H225L224 255L222 254V257H220V259L222 260V262H220L221 264H244V260H246V258H251V255H254V254H252L253 252H251L250 251V246L251 245H248V241L247 242H245L244 241ZM252 239V238H251ZM250 239V240H251ZM22 240H23V238H22ZM21 240V241H22ZM122 240V241H123ZM241 240V241H240ZM246 240V239H245ZM249 240V239H248ZM24 241V240H23ZM72 241V240H71ZM93 241V240H92ZM117 241V240H116ZM132 241V240H131ZM131 241H130V243H129V245L131 244ZM25 242V241H24ZM74 242V241H73ZM109 242V241H108ZM91 243V242H90ZM110 243V242H109ZM122 243V242H121ZM235 243V242H234ZM252 243V242H251ZM261 243H263V242H261ZM78 244V243H77ZM218 244H216V246L218 245ZM260 244V243H259ZM215 245V244H214ZM232 245H233V243H232ZM231 245V246H232ZM34 247H35V245H34ZM124 247V246H123ZM131 247V246H130ZM233 247V246H232ZM238 247V248H239ZM252 247V246H251ZM260 247V246H259ZM72 248V247H71ZM220 248V247H219ZM227 248V247H226ZM228 248H230V247H228ZM236 248V247H235ZM33 249V248H32ZM65 249V248H64ZM67 249V248H66ZM223 249V248H222ZM263 249H264V247H263ZM54 250V249H53ZM60 250V249H59ZM134 250V249H133ZM214 250V249H213ZM217 250H219L218 248H217ZM221 250V249H220ZM252 251H253V249H251ZM66 251V250H65ZM116 251V250H115ZM215 251V250H214ZM255 251V250H254ZM40 252V251H39ZM67 252H69L68 250H67ZM72 252V251H71ZM138 252V253H139ZM35 253V254H34ZM59 253V252H58ZM139 253V254H140ZM49 254V253H48ZM65 254H67V253H63V254H60V255H57L56 256V258H54V260H52L51 261V264H65V262H64V257H65ZM140 254V255H141ZM70 255H71V253H70ZM88 255V254H87ZM218 255H219V253H218ZM239 255H241V254H239ZM220 256V255H219ZM241 256V257H242ZM95 257V256H94ZM218 257V256H217ZM216 257V258H217ZM70 258V257H69ZM89 258V257H88ZM123 258V257H122ZM252 258H254V257H252ZM251 258V259H252ZM219 259V258H218ZM114 260V259H113ZM253 260V259H252ZM264 260V259H263ZM76 261V260H75ZM216 261V260H215ZM248 261V263H249V259L247 260ZM260 261V260H259ZM144 262V263H145ZM255 262V261H254ZM262 262V261H261ZM86 263H88L87 261H86ZM252 262H250L249 264H251ZM257 263V262H256ZM84 264V263H83ZM142 264V263H141Z\"/></svg>", "mask_w": 264, "mask_h": 264}]
</instances>
